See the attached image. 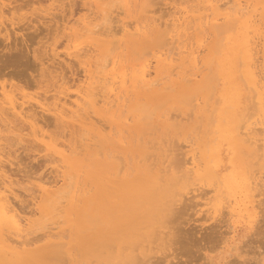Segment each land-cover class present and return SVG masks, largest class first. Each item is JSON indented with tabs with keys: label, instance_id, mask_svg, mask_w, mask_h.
Returning <instances> with one entry per match:
<instances>
[{
	"label": "rangeland",
	"instance_id": "374dc122",
	"mask_svg": "<svg viewBox=\"0 0 264 264\" xmlns=\"http://www.w3.org/2000/svg\"><path fill=\"white\" fill-rule=\"evenodd\" d=\"M23 1H25V0H22V1L16 0L15 3L12 0H1L0 1V2H4L6 5H9L8 7H4V9H0V39L2 40V44L0 43V45H1L0 46V54H1L0 59H1V57H2V59H4L7 54L10 56V58L8 55L6 56L7 60H6V58L4 60H2V59L0 60V66H1L0 68H2L7 63V65L5 66L6 68L3 67L4 69H2V71H4V73H5L9 70V72H10V75L7 74L8 76H6V73L3 74V72H1L2 75L0 74V94H1V96H0V103H1L0 104V111L4 112V115H3L4 118H5V116H7V118H5V119L3 118L4 121H2V122L0 121L1 123H5L3 125L4 126L3 128H2V124L0 123V125H1L0 129H3L0 131V144H1L0 145V151H1V153H0V169H1L0 170V181H3L4 179H5L4 180L5 182H6V180L9 181V183L8 182H6V183L12 192L9 193V191H8L7 193L10 195L11 199H12V197L14 198L13 200H11V199L10 200L13 204V203H15V201H17V199H19V201H17L16 203H17V205L20 204L18 207H16V205L14 204L15 205V206L13 205L14 210L21 217L27 218L28 221L31 222V225H33V228L36 229L38 233L40 232V234H41L40 228L42 226L46 227V225L48 227L50 225L53 227H56L54 229V232L58 233L59 231H61V233H59L60 235L63 233L64 230L67 231L66 229H68V232H67L68 235L66 232H64V233H66L67 238H65L66 235L63 236V238H62L63 234L61 235V237H60V235H58L57 238H54L53 242L58 243V246H50L49 248H45L48 241L42 240V241L36 242L33 246H31V248L37 252H42V253L46 254L47 257H49L50 261L52 263H56V264H63L64 260L67 261L65 263H68V264H118L119 258H120V253L122 251H124V253L126 255L129 253H134V254L137 253V257L139 259L143 258L142 263L139 262L141 264H143V263H145V264H207V263L210 264V262H211V264H216V263L221 264V263L226 262L229 259L232 260L235 257H237V259H239V260H237V261H239V263L238 262L237 263L242 264L241 260H243L242 258H244V256L247 259L251 260V261L250 260L248 261L245 258L244 259L245 261L250 262L247 264H251V262H252V264L253 263L254 264H261V262H263L262 264H264V261H263L264 260V254L261 253V252H264V247H261L264 245V241H263L264 240V236H263V234H264V222H263L264 221V213H263L264 210H263V208L264 207L261 208L260 205L258 206V204H259L258 201L262 202V203L260 202L261 206L264 205V200H262L264 198H261V197H264L263 196L264 190L262 189L263 190L262 191L260 189V191L262 192V195L259 194L258 196H256L255 195L257 193L256 191H255L256 193L254 192V193L248 194L247 192L244 191V189L242 187H235V186L230 185L233 177L236 176V173H238V171L241 168L238 165V162H237V159L235 156L236 154H235L234 147L231 145L229 139H226L224 136L226 134L225 132H226V128L228 126L225 117L230 113L231 110H233L234 102H236L238 104L237 107H235V108L237 109V113L239 116H243V115L247 114V113H245L246 111L249 112V110H253L256 107V106L254 107V105L253 106L251 105L252 104L251 101L254 102L253 96H252V95H254V93H252V89H250V88H249V90H248V88L246 89V87H247L246 81H245V78L243 76H242V79L244 80V82H243V80L241 81V79H240L241 78L240 76L242 74V71H241L242 68H240V66H238L236 62H238L239 65H241V63H240L241 60L239 59V56L241 54L239 53V50H237L238 48L235 50L233 49V47L235 45V44H233L234 40L231 41L230 39H227V36L233 35L236 30L231 29L227 32V31H225L226 25L223 24V31L224 32L222 34H218L219 36L216 37L217 32L214 33V31H212L211 29H209L207 27L205 28L204 31L196 30V32H195V28L190 27V26H193L195 24V22H191L189 25V28L185 29L186 26H184L182 28L181 43H175L174 48H173L172 47L173 43L171 42L169 36H167V34H166V30H165L166 25L161 26V29H160L161 33L159 35H158V33H154L152 30H149V32L147 33L146 36H142L139 38L134 36L132 33L126 35L122 31V28L124 25H127V26L129 25L128 27L130 28V32H133V29H132L133 26H135V25H139V26L147 25L148 26L152 22V20L157 19V17H158V19L156 20L157 22L162 21V22H165V23L167 22L170 24L171 21L175 17L184 15L183 11L185 10V8L186 9H194L196 11V13H199L200 11L205 12V13L206 12L210 13L211 11H206L203 8L204 0H184V1L183 0H162V2L160 0H159L160 2L158 0H155L158 2H157V5H153V6H151V3L148 0H72V1H70V0H33L32 1L31 0L32 2H30V3H29V0H28V3H26L27 2V0H26V2H25L26 4ZM223 1H225V0H223ZM248 1L251 4V9L258 8V11H257L258 16L255 17V20H256L255 29L257 27L258 32H254V31L250 32V36L254 37L251 41V43L253 44L252 45L253 49L251 51L253 54V62H254V66H252V68L255 71V76H256V79L258 81V85L260 87L262 86V89L264 90V64H263L264 59L262 60V58H264V27H263L264 26V23H263L264 22L263 21L264 20V8H261L262 4L264 5V0H248ZM76 2H78V4H75ZM61 3H62V6H61ZM65 3L66 4L70 3L71 5L69 4L67 6ZM115 3H117L116 6H115ZM154 3H156V2H154ZM14 4H15V6L13 7ZM160 4H161V6H159ZM16 5H18L21 9L18 6H17L18 10L15 9ZM21 5H22V7H21ZM73 5H75V6H73ZM254 5H255V7H253ZM258 5H260V6H258ZM59 6H61L62 8ZM71 6H72V8H71ZM64 7H65V9L66 8L67 9L64 10ZM156 7H159L158 12L157 11L155 12V10H154V9H157ZM199 7L200 8L202 7V8L200 9ZM8 8H9V11H8ZM110 8L111 9L115 8V9H114V11H112ZM170 8H171V10H170ZM68 9H70V10H68ZM5 10L7 11V13L9 12L8 13L9 15L6 13ZM67 10L69 11V13ZM162 10L164 12H165V10H166V12L168 11L167 14H165L166 16L163 15L164 18H162L159 15L162 13ZM72 11H73V13H72L73 15L71 14ZM118 11H120V13ZM121 11H122V13H121ZM110 12L112 15L110 14ZM50 13H52L53 15ZM116 13H118V14H116ZM37 14H40V15H38L40 17L35 16ZM63 14H64V16H63ZM89 14H91V15H89ZM262 14H263V16H262ZM56 15L59 16L60 19L62 18L61 20L59 19V21H58L59 23L57 22L58 17L56 18ZM66 15H68V16H66ZM114 15H115V17H112ZM28 16H29V18H28ZM41 16H44V17H41ZM36 17H37V19H34ZM63 17L65 18V20H63ZM71 17H72V19H71ZM111 17L115 19V22H112V23H114L116 28L112 27V23H111L112 20L110 21ZM27 18H28V20H27ZM31 18L34 19L35 22L32 21ZM53 19L56 22H54ZM69 19H71V20H69ZM37 20H39V21H37ZM26 21L29 24L32 22L31 25L26 23ZM86 21L87 22L93 21V23H99V24L102 23L101 27L103 28V30L108 31V32L107 33H101V31H100L101 27H97V28H94L95 30L98 29L97 32L91 33L90 30H87L86 27L84 26L85 25L84 23ZM14 23H16V24L14 25ZM24 23L28 24L29 27H26V28L23 27ZM53 23L57 24L58 27L56 25L54 26ZM8 24H10V25H8ZM26 24H24V25L27 26ZM33 24H35V25H33ZM36 24H38V26ZM60 24H61V26H60L61 28L59 27ZM2 25L5 27L3 28ZM118 25L120 27L121 26L122 27L119 28L118 33H116L117 31L115 32V30H117V28L119 27ZM19 26H20V28H19ZM30 26L36 27V30H34V28H32ZM50 26H53L55 29H53V27H50ZM258 26H259V28H258ZM1 27H2V32H1ZM110 27H112L113 29ZM23 28H25V30ZM59 28H60V30H59ZM114 28H115V30H114ZM148 28H149V26H148ZM20 29H22V30H20ZM42 29H43L44 33H45L44 30L49 31L46 33H48L50 36H52V37L48 36L51 38L48 40L47 39L48 34H46V33H45L46 35L44 34L48 42L46 41L45 37H44L45 40L42 38L44 35L41 37L43 32H41L40 35L38 34V33H40V30L42 31ZM257 29H256V31H257ZM10 30L12 31V34L10 33L11 32ZM28 30L30 31V34L25 33V31L27 32ZM31 31L33 33H36L35 31H37L38 33L36 35L37 36L39 35L38 38L35 37L36 35H34V34L32 35ZM198 31H199V34H198ZM6 33H9V41L4 39L5 38L4 36H6L5 35ZM20 34L22 35V37L19 36ZM23 34H27L26 37L27 36L31 37L30 35H32V37L36 38L35 39L36 41L37 40L42 41L41 42L42 44L47 42L46 44H44V45H46V48L44 47V45H42L43 48L41 47L39 49L38 46L40 45V42L37 41L38 44L36 45L35 40L33 38H31L32 39L31 40L30 38L27 37L31 41V42H29L28 39ZM85 34H87V35H85ZM226 34H228V35H226ZM261 34H263V35H261ZM83 35H85V36L83 37ZM81 36H82V38L79 39V37H81ZM99 36H101V37H99ZM130 36H131V39H130ZM225 36H226V38H225L226 41H224ZM10 37L12 38V41H10L11 40ZM89 37H91V38L89 39ZM204 37H205V39H204L205 41H204L203 45L199 48V65H198L199 70L202 73L197 78L196 82H192V83L185 85V84L180 83V81H179L173 85L174 87L172 86L173 88L170 87L174 90L168 88V90L167 89L166 90L165 89L164 90L159 89L158 91H154L153 89H148V88L136 87L132 84L130 78L132 77V75L137 73V71L140 67L139 66L140 62L143 61L144 59H151V61H152V66H151L152 76L155 77L156 72L154 71V68L157 64L155 62L154 56L159 54L160 50L163 49V50L168 51L169 47H172L173 50L172 51L170 50V51H171L172 55L175 57V60H176L175 62H177V64H179L181 62V57H185L188 54L189 50L187 51L186 49L191 48V47L195 48L198 45L199 40L201 38H204ZM20 38L23 40V42ZM62 38H64V39H62ZM65 38H66V40H65ZM92 38H94V39H92ZM102 38H104V39H102ZM192 38H194V39H192ZM17 40H19L17 45L20 46V44H22L20 46V50H21V48L23 49L26 46L25 50H27L26 51L27 57L31 55L32 57L31 56L30 57L32 59L30 57H28V58L26 57V52H25V55H23V53H22V56H23V59H22V56L20 54H21V52H23V50L20 53H18L19 47L16 45ZM215 40H217V41H215ZM7 42L9 45L8 47L6 45ZM11 42L12 43L14 42L13 45L15 46V48H16V46L18 47L17 48L18 52L16 51L15 48L9 50V47L13 46V45H11L12 44ZM19 42H20V44H19ZM25 42H27V44H29L31 46L28 47L29 45H27ZM32 42L35 45H32ZM49 42H50V44H49ZM9 43H11V44H9ZM60 43H63V44L60 45ZM107 43H113L114 44L113 50L114 49L115 50L113 52L110 51L112 53L106 51L105 44H107ZM57 44H58V46L56 47ZM184 45L187 46V48L182 47ZM32 46H34V47H32ZM179 47L181 49H179ZM29 48L31 49V51H33L32 54H31V51L29 50ZM32 49H36L37 51L32 50ZM38 49L41 51H39ZM47 49H49L48 52H45V51H47ZM67 50L69 52L68 54H67ZM224 50H225V52H224ZM147 51L151 52L150 55H147V54H149V52H147ZM180 51H184V52L179 55ZM28 52H29V54H28ZM145 52H147V53L144 54ZM2 53L5 56H3ZM14 53L17 54V57L21 56L20 57L22 59V61L20 60L21 62L18 61L19 58H16L18 60L14 59L15 57L12 56V55H15ZM53 54H54V56H53ZM18 55H20V56H18ZM112 55L115 56V59L117 60L115 73H120L123 69H126V71L128 73V78H129L127 83H126L127 85L125 86V88H121V86H120L121 83L119 82V80H120L119 78H118V82L114 86L117 88L116 91L119 92V94L121 95V99L119 100V103H117L116 106L114 105L111 108L109 107V110H107L108 106H104L103 102H101V101H99L95 105H92L91 102H89V101L84 102V99H82V101H80L82 103V107H83V110H81V114L83 115L84 119L89 114L92 115V116L89 115L90 119H86V121L82 120V122H80V120H76L75 118L71 117L70 114L67 116L68 119L65 118L64 121L57 119V117L54 114L56 112V110L62 109L63 103L65 101H67L66 99L70 100V101L69 100L67 101L68 104H70L71 100H74L77 97L76 95L78 92L85 93L88 90V87L90 85L89 84L90 78H88V77L93 76L94 78H92L91 81H95L96 78L98 77V74L101 72L100 70H101L102 63H104L106 60H109ZM235 55H236V57H235ZM24 56L28 60L25 59ZM38 56H39V58H38ZM45 56L47 58H44V59L41 58V57H45ZM64 57L66 60L64 59ZM11 58L13 60L19 62L18 64H21V65H22V63H24L23 60L26 61L27 63L30 62L29 60H32V61L34 60V64L32 61L30 62V63H32L31 65H30V63L27 64L25 62L26 63L25 65H27L26 66L27 68H25V69H28L27 72H25V69H24V71L22 70L24 68V64L22 66L19 65L20 67H23V68L17 69V67H19V66L14 65L16 63H14ZM71 58H72V61H70ZM10 59H11V62H6V61H9ZM41 59H43V60H41ZM57 59L61 60L62 62L57 60ZM209 59H211V61L213 62L212 66H211L212 70H211V68L207 69V66L209 67V65H206V63L208 61H210ZM40 60L42 61V65H41ZM44 60L47 64H52L54 66L50 65V67H51L50 68L49 65H45L46 63H44ZM239 60H240V62H239ZM2 61L4 63L5 62L6 63L4 65H1V64H3ZM53 61H55V62L57 61L58 65ZM36 62H38L39 64H36ZM60 62L63 63L64 66L62 64H60ZM8 63L12 64V66L10 65L9 69H8V67H9ZM59 64H60V66H59ZM69 65H72V66H69ZM189 65H190V63L186 62V64L184 63L181 66V68H179L178 70H182L183 67H185V68L187 67L186 69L187 70L189 69L187 73L189 74L191 72V69H190L191 67ZM14 66H16V67L14 68ZM236 66H238V69ZM28 67H30V68H28ZM13 68L21 72L20 74H18V77L15 75H14V77L11 76ZM60 68H61V70H59ZM52 69H53V72H52ZM88 70H90V72ZM209 70H211L213 74ZM18 71H16V72H18ZM237 71L239 73H237ZM9 72H7V73H9ZM24 73L25 74L28 73V75L29 74L31 75V76L29 75L30 76L29 79H31V77L33 76L32 80L30 81L27 77L28 80L25 78V80H26V82H25V80L22 78L23 75L19 77V75L24 74ZM42 73H45V74H42ZM60 73H61V75H60ZM49 74H50L51 78L48 77ZM63 74L66 77V78L63 77L65 79L62 78ZM211 74L213 76H211ZM12 75H13V73H12ZM34 75H36V78ZM204 75H206V76H204ZM208 76L213 77V79H211L212 82L209 81L210 78L208 79ZM24 77H25V75H24ZM162 77H164V78L160 81L161 85L158 86L159 88L163 85L164 82H169L168 80L170 79L168 76H166V73L162 74ZM175 78H177V75L173 76V79H175ZM60 79L63 82H61ZM70 79H72V80H70ZM67 80L70 83L72 82L71 83L72 85H70V83L67 82ZM213 80L218 86L213 82ZM208 81L211 84L214 83V85H211L210 83L209 84L213 88L216 86L215 87L216 92L214 90H211L212 92L214 91L213 93L210 92V89L212 87L209 86ZM29 82H31V83L29 84ZM54 83H56V84H54ZM67 83H69V84H67ZM73 83L75 86H73ZM206 84L209 86V88H206ZM53 87H54V89H53ZM126 87H128V89ZM132 87L133 88L135 87V88L129 89ZM50 89H52V90H50ZM244 89H246V90H244ZM239 90H240V93H239V95H237V92ZM98 91L100 92V94H98L99 93ZM104 91H105V88H102L101 86L97 88V83L93 84L92 87L89 88L90 99H98V97H99V100L103 99V96L105 95L103 93ZM133 91H135V92H133ZM248 91H250V92H248ZM139 92H141V93H139ZM53 93H55V94H53ZM75 93H76V95H74ZM209 93H210V95H209ZM246 93H248V94L246 95ZM41 94H43V95H41ZM50 94L53 96L49 97ZM69 94H71V95H69ZM185 94H187L186 98L190 94L191 95L189 96V98L190 97L193 98V95L196 94L194 97L195 98L198 97V101H195L194 100L195 98L193 99V101L192 100L190 101L191 98L186 99L184 97H181V95L185 96ZM211 94H212V96H211ZM206 96H207V99H206ZM245 96L246 97L248 96L247 98L252 99V100L249 101ZM251 96H252V98H250ZM37 97H40V98H37ZM46 97H47V99H46ZM113 97L114 96H112L111 98H113ZM48 98L52 99L53 101L51 102L50 100H48ZM208 98H210V99H208ZM46 100H48V101L46 102ZM164 100H166V101L164 102ZM11 101L16 102L17 106L19 104H22L23 112L26 111L25 113H22L21 116L15 115L16 117H18V119H14L15 118L14 115L12 116V114H14V112H13V110L10 109L11 108V104H10ZM188 101H190V103L192 102L191 104H193L194 102H195L194 104H196L194 111L192 110V117L193 118H191L190 116H187L190 113L189 111H191V108L189 105L190 103ZM248 101L250 102V104L248 103ZM48 102H50V103H48ZM29 103H30V105L33 103L34 106L38 105L39 107L35 106L36 110L34 109L35 110L34 111L33 109H31V108H34V106L32 105V107L31 106L29 107V105H28ZM142 103L146 104V106L149 105V107L147 106L148 107L147 108ZM162 103H165V104H163L164 107L162 106ZM250 105L252 106V108L253 107L254 108L253 109L250 108L251 107ZM25 106L27 107L26 110H25ZM153 106H155V108H156L155 117H157L156 121L154 122L153 130L155 131V129L157 127L160 128V129L157 128L158 130L156 129L155 133L153 132L152 127L150 125H148L142 121H139L141 119V115H142L140 113L141 108L146 107L147 111L151 112V111H153V109H152ZM248 106H250L249 109H247ZM7 107L9 108L10 112H9ZM137 107H138V109H137ZM175 107H176L175 110L179 111L178 109H180L179 112H181L180 114H182L179 116L180 118H182V119L179 118V121L182 120V121H180L181 125L178 128H174V127L168 128L170 131L165 130V128H167V127L163 125V119L165 118V116L172 114L173 112L171 113V111ZM4 108H6L8 110V112L11 114L10 116L8 115L9 113L6 110H4ZM134 108L137 110H134ZM203 108H206V109H203ZM243 108H245V109L243 110ZM27 109H29V110H27ZM17 110L20 111V108ZM33 111H34V113H33V117H32L30 115H32ZM38 111H42V113L47 114V116H48V114H49V116L50 115L53 116L55 118L53 120L54 121L53 123L55 125L53 123L51 124V122H52L51 119H49V120H51L49 123L50 125H47L48 118L43 114L44 120H43V117H41L42 118L41 119L39 116H42V115H39ZM176 111L173 113L172 116L175 117V115L176 116L178 115V114H176ZM27 112L30 113L29 117H28L29 113H27ZM186 112H189V113L187 114ZM210 113L212 114L213 117L210 116L211 115ZM35 114H36V116H35ZM40 114H41V112H40ZM250 114H251V112H250ZM37 115L39 118H37ZM254 115H255V113L251 114V117ZM198 116H201V117L199 118ZM245 116L247 117V115H245ZM254 117H252L249 121H254L255 119H257V117H259V115H255ZM45 118H47V120ZM95 118H97L96 120L98 122H96ZM186 118H189V119H186ZM210 118H213L212 119L213 122L210 120ZM199 119H201V120L199 121ZM13 120H16V121H13ZM187 120H188V122H186ZM19 121L22 122V124L20 122L21 125L17 124V123H19ZM38 121H40V122H38ZM43 121H45V122H43ZM210 121L212 122V124L208 125V126H210V127H208L207 124L210 123ZM6 122L9 123V127H7ZM24 122L28 126L24 125ZM199 122H201V123H199ZM71 123L73 124V127L71 126L72 128L70 127V125H72ZM60 124H61V126H60ZM103 124H104V126H103ZM182 124L184 126H182ZM198 124L199 125L201 124V126H199L200 131H199V129L197 130V128L195 126ZM12 125L15 128L19 127V125H20L21 129L20 128H19V130H18V128L15 129L12 127ZM22 125L25 126L26 128L23 127ZM75 125H77V126H75ZM147 125L151 127V131H149L150 127L148 128ZM155 126H156V128H155ZM193 126H194V128H193ZM57 127H59V128H57ZM5 128H6V130H5ZM27 128H28V130H27ZM77 128L78 129L81 128V129L79 130V132L77 131L78 135L75 136V132H76L75 129H77ZM30 130L32 131V133L35 135L36 138L34 137V135H31L32 133L30 132ZM37 130L39 133H36ZM24 131L27 133H25ZM67 131H68V133H66L67 136H65L66 135L65 132H67ZM144 131H146V133H144ZM148 131L152 132L153 134L152 133H151V135L148 134ZM198 131H199V134L197 135L196 132H198ZM87 132H88V134H87ZM168 132H169V135L167 134ZM179 132L181 133V136H180ZM14 133L16 135L19 134L22 136H17L16 140L17 139L18 140L15 141L14 136H16V135ZM161 133H162V135H161ZM58 134H60V136ZM155 134H156V136H155ZM1 135L2 136L4 135L5 138L3 139L4 136L1 137ZM11 135H12V137L8 138ZM188 135L190 136V138ZM23 136H24V138H23ZM164 136L166 139L164 138ZM191 136H194V138ZM6 137L9 140L6 139ZM71 137H72V139H71ZM161 137L163 139H161ZM29 138H31L32 141H30ZM33 138H35V139L33 140ZM149 138H151L149 141L150 143L147 142V140ZM167 138H171L172 140L170 139L171 140L170 141ZM174 138L176 139V142H175ZM192 138H193V140H192ZM41 139H43L44 142ZM77 139H78V141L76 142ZM139 139H141L145 143V145H142V144H144L142 141L139 143V141H140ZM6 140H8V141H6ZM155 140L157 142L156 144L154 142ZM162 140H164V141L167 140V141L164 142ZM173 140H174L175 144L177 143V140H178L179 145L184 143L186 146L182 147L183 145H180V146L178 145V147H180L181 149L177 148L178 149V150L176 149L177 152L175 151V149H172L171 151L168 150V146L166 149L165 145H168V144L172 145ZM33 141H36V144ZM58 141L61 143L57 144ZM81 141L86 142L87 144H90L89 148L86 149L84 146H81ZM152 141L154 143H152ZM46 142H47V144H46ZM163 142L166 144H164ZM30 143H33V144L30 145ZM42 143L44 144L45 147L41 146V145H43ZM63 143H65V145ZM78 144H79V146H77ZM97 144H99V147L101 146V144H103L102 145L103 147L100 148V151L102 152L103 158L99 155V154H101V152L99 153V151H98V153H99L98 156L96 155V152H97L96 150H98V148H99ZM153 144H155L154 146L156 147V149L150 148L153 146ZM159 144H161L162 147ZM171 145H170V147H171ZM176 145H175V148H176ZM5 146H6V150L9 149L8 151L10 153L12 152V154H10L7 151H4L5 149L2 150L3 148H5ZM32 146H34V147H32ZM36 146L39 149L42 148L43 150L40 149V151H38L39 149ZM76 146H77V148H75ZM80 147H82L83 150H81L82 148H80ZM160 147L163 149V151L161 150ZM213 147H218V149L220 151V158H221V163H220L221 165L218 167V169L215 173L216 178H217L216 182L209 183L207 181V171L206 170H201L199 172H196L193 169L190 172H186L192 167L191 161H190V163L188 161L190 160L189 158H191L193 153H196L198 160H203L206 157H208V159H209V157H210L209 153L211 152ZM171 148H174V147H171ZM179 150H181V151L178 152ZM77 151L78 152L81 151L82 154L80 155V153H78ZM145 151H147V152H145ZM151 151L156 155V157L154 158L155 160H153V157H152L155 155H151L152 154ZM155 151H156V153H155ZM169 151L171 153H169ZM62 152H64V154ZM4 153L6 155H4ZM49 153H50V155L52 154V156H50ZM145 153L149 154V156ZM173 153L176 157L173 155ZM176 153L177 154L180 153V154H183L185 156V158H184V156L181 155L184 158L185 164H184V162H181V161L178 162L177 159L180 157V154H178L179 156H177ZM57 154H58V156H57ZM163 154H164V157H163L164 159L167 157L166 158L167 161L163 164V166H166L167 169H169L168 166L170 167V169L166 173V175L170 177L173 173H176L179 177L185 176L186 180L188 181L186 183V186H183L184 183H178L177 185H175V188H173L171 190L173 192V193L171 192V194H173V196H174L175 191H176V195H175L176 197H173L174 200L176 201L173 208H175V210L177 209L176 211H178V212L183 208H184V211L183 210H181V211H183L185 213L189 212L188 215L185 213H181V211L179 212L180 214L176 212L178 214V216H177L176 213L174 215V212L172 211L173 213L170 212L169 215L167 216V219H169L170 215H171L170 217H172L169 219L168 223L170 225H171V223H173L171 228H172V231L174 232V235H176V236H173L175 238L172 237V240L178 241V243H174L175 245L173 244L172 246L170 245L171 247L169 246L168 248H166L165 244L160 245L161 241H154V239H157V238H153V237L154 236L157 237V235L159 234L158 231H155L154 233L157 232V234L156 235L153 234L152 237H150V239H149L146 237V232L148 230L147 229L148 227H146L147 225H141L138 223H135L134 227L137 228L136 231H138L139 234L136 237L132 238L131 242L129 241V239L125 242H122L123 241L122 240L123 234H129L135 228L131 227L128 230L125 229L123 233H122V231L116 232V231L112 230V228L111 229L108 228L106 230H103L101 227V225H102L101 215L103 214V217H105L110 222V227H113L117 217H119L121 214H124V212H125V211H123L120 213L117 212L115 214H108L109 213V210H108L109 207H111L112 204H114L118 200V197H117L118 194L116 193V190H117L116 184L119 183L122 179L123 180L126 179L127 181H129L133 185L144 184V182H145L144 176H145L146 172H148L149 174L154 173L156 168L162 167V165H161L162 162L166 160V159L164 160L162 158ZM166 154H167V156H166ZM59 155L62 156L63 158L62 157L60 158ZM119 155H122V156H119ZM146 155L149 158L148 160L144 157ZM150 155H151V157H150ZM157 155H158V158H157ZM45 156L48 158H46ZM69 156H71L72 158ZM171 156H174L177 159L175 160ZM53 157H55V158H53ZM115 157H117L118 159H116ZM140 157H141V161L139 160ZM49 158H50V160H46ZM171 158H172V160H171ZM10 159H12L13 162ZM52 159L55 161H52ZM64 159H65V161L67 159H69V161L72 162L71 164H74V165H71V164H70V166L67 165L66 162L64 161ZM76 159L79 161V163H75V162H78ZM185 159H189V160L186 161ZM111 160L114 161L113 165L109 164V162ZM118 160L119 161L123 160V161H121L123 166H122V164L120 166V162H118ZM152 160H153L154 164H150V163H152ZM169 161L171 162L170 165H169ZM255 161H257L256 158L249 156V172L253 173L255 176L262 175L264 178V173H263L264 172V158L260 162L259 161L255 162ZM7 162L9 163L10 170L14 174H12V172L10 170H9L10 172L4 171V170H8L7 169L8 167L6 165H4L3 163L8 164ZM173 162H176V163H174V166L176 164L178 169L180 166L178 164H182L180 166L179 171H178V169L176 170V166H175V170H174V166L172 164ZM254 162H255V164H254ZM15 163H17V164L15 165ZM256 163H258V164H256ZM48 164H49V166H48ZM80 164H81V166H79ZM167 164H168V166H167ZM1 165H2V167H1ZM3 165L5 167H3ZM152 165H154V167ZM64 168H66V169H64ZM258 168H259V171H258ZM52 169H54V170H52ZM150 169L152 171H150ZM182 169H184V170H182ZM58 170H60V171L58 172ZM119 170H120V173H119ZM63 171H66L67 178H68V179H66L67 181H65V182L62 180V177H61V175L63 174ZM85 173H86V175H85ZM182 173H183V176H181ZM10 174H12V175H10ZM27 174L29 176L34 175L37 178L36 177H34V178L29 177ZM199 174H201L202 176H200ZM69 175H70V177H69ZM38 176H40V177L42 176L44 178V179L42 178L43 179L42 180L39 177L43 182L40 179H38ZM72 176L74 178H72ZM111 177L114 180L113 183L109 182ZM201 177H202V179H201ZM58 178H59L60 182L59 181L57 182ZM46 179L48 181H46ZM15 180L18 183H16ZM52 180H54V181H52ZM72 180L74 181V185L71 187V184H69V182H71ZM19 181H20V183H19ZM46 182H48V183H46ZM201 185H202V187H200ZM228 185H230V187ZM19 186L21 188H19ZM26 186L28 188L30 186H33V187H31L32 191H31V189L27 190V188H24ZM14 187L16 188L15 190H14ZM224 187L226 188V190ZM261 187L264 188L263 185H261L259 188H261ZM37 188L39 190H37ZM42 188H45L48 191H54L56 189H60L62 191L60 195H62L64 193L63 197H65V198L63 200H66L67 198L71 197L74 194L73 195L75 197L74 198V205H71L70 203H68V201H64L62 206L59 208L60 210L58 209L55 211V213H51L48 215L43 214L42 211L40 210V207L45 206V205L48 206L50 204V202L45 201L46 196L43 193V191L41 190ZM190 188H192L191 191H190ZM201 188L202 189L204 188L205 193L207 192L206 194L201 193V195L202 194L204 195L202 197L200 194L199 195L196 194L197 192L199 193V191L201 192ZM233 188H234V190H233ZM208 189H210V190L212 189V190L211 191L209 190V192H208L207 191ZM17 190L18 191L20 190L19 193ZM65 190L66 191L70 190V191L69 192L67 191L68 193L66 194ZM21 191H24V192L26 191L25 192L26 194L23 192L20 193ZM37 191H38V193H37ZM32 192H34V193H32ZM191 192L193 193V196H195V197L191 196V194H192ZM27 193L29 195H27ZM36 193H37V195H35ZM179 193H181V194H179ZM258 193H260V192H258ZM182 195H184V196H182ZM254 195H255V198H254ZM244 196H247V198ZM184 197H186L187 199H188V197H190V199L192 197L193 199H195L197 201L196 203L200 202V205L199 204L196 205V203H195L194 206H191L189 208L191 210L187 211V209H188L187 206L189 207V201H185L186 198L184 199ZM231 198L233 199V201ZM260 198H261V200H258ZM193 199L190 201L192 202ZM227 199H228V203H227ZM230 199L233 202V203L231 202L232 205H229ZM21 200H23V201H21ZM181 200H184V202H186V203L188 202V204L184 203L183 201L181 203ZM191 202H190V204H191ZM194 202L195 201H193V203ZM201 202H203V203L201 204ZM234 202H236V205ZM256 202L258 203L257 206H256ZM183 203L186 204V206ZM254 203H255V205H254ZM179 204H181V205H179ZM21 205H23L24 209L26 208L27 213L21 212V210H19V209H21ZM219 205L221 208L220 211L216 210ZM233 205H235L234 207H236V208H235L234 212H232L233 214H231L230 210H231V207H233ZM247 205L249 207L245 208ZM239 206H242V207L239 208ZM178 207H180L181 209L179 208V210H178ZM259 207H260V209H258ZM238 208H239V210H238ZM24 209H22V211ZM227 209H228V211H227ZM255 209H257V211H255ZM88 210H91V211L94 210V212L97 214V216H96L97 229L94 232L84 233L82 235H79V232L76 231L75 226L82 221L83 216L85 215V213ZM192 210L195 213L194 215H193ZM204 210H206V212ZM222 210L223 211L226 210L227 213L222 214ZM203 211H204L205 217L204 216L199 217L201 215H204ZM260 212H261V214H260ZM37 213L40 216H38ZM42 214L44 217L42 216ZM172 214L178 220L175 219ZM226 214H228L229 217ZM259 214L261 216L262 215L263 216L259 217ZM220 215H222L224 217H221ZM183 216H185V217H183ZM49 217H50V219H49ZM258 217H259V219L256 220ZM56 218L57 219L59 218L58 221H55ZM210 218L212 219L211 221H210ZM217 218H218V220H217ZM223 218L225 220H226V218H228V219L224 222ZM229 218L231 221L229 220ZM172 219H173V221H174V219L176 221L172 222L171 221ZM262 219H263V221H262ZM179 220H181V221H179ZM51 221H52V223H51ZM227 221L230 223H226ZM234 221H235V223H234ZM237 221H238V223H237ZM253 221L256 223H253ZM32 222H34V223H32ZM217 222L223 224L224 226L221 228L222 225H220L218 223L220 225L219 226L218 224H216ZM252 223H253V225H252ZM213 224L218 225L217 227L215 226L216 230H215L214 226H213V228H211ZM230 224H232V225H230ZM173 225H176L177 227L173 226ZM229 225L232 227H230ZM157 226L158 225H156V228H157ZM202 227L203 228L204 227L205 228L210 227L211 230H210V228H208V229L204 228L205 230H203ZM218 227H220V228L218 229ZM228 227L231 229H229ZM177 228L179 230H177ZM258 228H259V230H258ZM180 229H182V230H180ZM213 229L215 230V232L217 231V229L218 230L221 229L220 231H217V232H221L222 236H226V237H223V239L226 238L225 239L226 242L225 241L223 242V239L220 238L221 237L220 234H216L217 239H215L213 237V236H215L214 235L215 232ZM227 229H229V231L230 230L231 231L228 232ZM235 229H236V232H235ZM184 230H187L189 235L187 234V231H186V234L183 235V233H185ZM250 230H252V231H250ZM208 231H210L212 233H210ZM225 231L228 232L229 234L224 233ZM37 232L34 233V237L36 236ZM193 232L194 233L196 232V234H194ZM260 232H262L263 234ZM5 233L7 235L9 234V233H7V231H5ZM207 233L208 234L210 233L209 237H206V236H208ZM257 233H258V235H257ZM223 234H226V235H223ZM194 235H195L197 240L194 238ZM202 235L205 238L210 239V240L207 241ZM189 236L192 237V241L189 240L191 238ZM211 236L213 237V239L216 240V241L214 240V243L211 241V240H213L211 238ZM249 236H250V238H249ZM180 237H182V239ZM183 237H185L186 239ZM245 237H247V238L245 239ZM259 237H261V238H259ZM253 238H254V240H253ZM202 239H204V240H202ZM152 240L154 241L153 244H152V242H153ZM218 240L219 241L222 240V242L218 243L219 242ZM251 240H252V242L254 241L253 244H252ZM180 242H182L183 245ZM188 242L191 244H189ZM192 242H194L195 244ZM199 243H200V245H199ZM231 243H232V245H231ZM255 243H256L257 247L260 244L261 246H259V247L262 249H260L259 247L256 249V246L254 245ZM186 244H188L189 247L192 244H194L190 247V248H192V250L190 248H187L188 245L186 246V249H187V251L188 250L195 251V253H193V252L190 253V251L186 252V253L183 252V250H181V249H183L184 248L183 246H185ZM234 244H235V246H234ZM239 244H240V246L242 244H244V245H242L243 247L242 246L241 247L244 248L243 250H246V251L240 250V248H238V247H240ZM54 245H56V244H54ZM158 245H160V247ZM147 246H148V248H146ZM173 246H174V248H172ZM205 246H207V247H205ZM231 246L233 248H231ZM251 246H253V247H251ZM254 246H255V249H254ZM175 247L177 249L179 247H182V248H180V250L179 249L177 250ZM234 248H235V250H234ZM134 249H136V250H134ZM145 249H147V250H145ZM186 249L184 251H186ZM226 250H228V251H226ZM238 250L240 252V255H242V256L237 254V253H239V252H236ZM249 250L250 251L253 250V254H251V252ZM259 250H261V252ZM174 251H177V252H174ZM245 252L247 253V255ZM64 253H66V254H64ZM174 253H176L175 256L177 258L176 257L174 258ZM182 253H184V256ZM229 253L231 256L229 255ZM248 253H250V254L248 255ZM179 254H182V256L180 255L182 258L179 256ZM186 254H188L189 256ZM254 254L256 256H258V259H257V257L254 256ZM261 254H263V257L261 256ZM54 255L57 257L59 255V257L57 258V261H55ZM216 255H218V256H216ZM62 256L63 257L65 256L66 259H65V257L62 258ZM250 256L252 258L254 256V258H256L257 260H255L254 258L253 259L250 258ZM146 257L148 258L147 262L145 260ZM151 257H153V258L149 259ZM188 257H190V258H188ZM259 257H260V259H259ZM186 258H187V260H186ZM207 259H208V262H207ZM144 260H145V262H144ZM231 260H229V263ZM235 260H236V258L234 259V261L233 260L232 261L234 263H236ZM108 261H110V262H108ZM232 261L230 264L233 263ZM245 261H243V262H245ZM226 263H228V262H226ZM226 263H224V264H226ZM128 264H130V263H128Z\"/></svg>",
	"mask_w": 264,
	"mask_h": 264
},
{
	"label": "bare ground",
	"instance_id": "6f19581e",
	"mask_svg": "<svg viewBox=\"0 0 264 264\" xmlns=\"http://www.w3.org/2000/svg\"><path fill=\"white\" fill-rule=\"evenodd\" d=\"M1 1V0H0ZM14 3L16 2V0H12ZM19 1V0H18ZM22 1V0H21ZM33 1V0H32ZM31 0H29V3L30 2H32ZM70 1H72V0H70ZM150 3H151V6H153V5H157V2L159 1H155V0H148ZM161 2H162V0H160ZM159 1V2H160ZM184 1V0H183ZM24 3L26 2V0L25 1H23ZM60 2V1H59ZM74 2V1H73ZM148 2V3H149ZM153 2V3H152ZM154 2H156V3H154ZM182 2V1H181ZM255 2V1H254ZM12 3V2H11ZM22 3V2H21ZM23 3V4H24ZM26 3H28V0H27V2ZM25 3V4H26ZM64 3V2H63ZM87 3V2H86ZM20 4V3H19ZM66 4V3H65ZM70 4V3H69ZM69 4H66L67 6L69 5ZM75 4H78V2H76ZM116 4L117 3H115V6H116ZM162 4V3H161ZM161 4L159 5V6H161ZM164 4V3H163ZM71 5V4H70ZM261 5V4H260ZM260 5H258V6H260ZM9 5H6L4 2H0V9H4V7H8ZM15 6V4L13 5V7ZM17 6L18 5H16V8L15 9H17L18 10V8H17ZM25 6V5H24ZM61 6H62V3H61ZM61 6H59V7H61ZM66 6V7H67ZM73 6H75V5H73ZM118 6V5H117ZM257 6V5H256ZM12 7V8H13ZM19 7V6H18ZM21 7H22V5H21ZM253 7H255V5L253 6ZM20 8V7H19ZM57 8V7H56ZM62 8V7H61ZM71 8H72V6H71ZM96 8V7H95ZM157 9H154L155 10V12L157 11H159V7H156ZM161 8V7H160ZM165 8V7H164ZM168 8V7H167ZM200 8V7H199ZM202 8V7H201ZM200 8V9H201ZM203 8L206 10V11H211L210 13H208V12H199V13H196V11L194 10V9H186L185 8V10L183 11L184 12V15H181V16H178V17H175L172 21H171V23L169 24V23H165V22H157L156 20L158 19V17H157V19H154V20H152V22L148 25L149 26V28H148V26L147 25H143V26H139V25H135V26H133L132 27V29H133V32H130V28L127 26V25H124L123 26V28H122V31L127 35V34H133L134 36H136V37H142V36H146L147 35V33L149 32V30H152L154 33H158V35L161 33V26H163V25H166V34H167V36H169V38H170V40H171V42L173 43L172 44V47L174 48V44L175 43H181V34H182V28L184 27V26H186V28L185 29H187V28H189V25H190V23L191 22H195V24L193 25V26H190V27H194L195 28V32H196V30H200V31H204L205 30V28L207 27V28H209V29H211L212 31H214V33H216L217 32V36L216 37H218L219 35L218 34H222L224 31H223V24H225L226 25V28H225V31H229V30H231V29H235L236 31H235V33L233 34V35H229V36H227V39H230L231 41L232 40H234V42H233V44H235L234 45V47H233V49L235 50V49H237V50H239V53L241 54L240 56H239V59L241 60V62H240V60H239V62L241 63V65H239V63L238 62H236L237 63V65L238 66H240V68H242L241 69V71H242V74H241V81L243 80L242 79V76L245 78V81H246V89L248 88V90H249V88L250 89H252V93H254V95H252L253 96V100H254V102H252L251 100L252 99H248L246 96V98L249 100V101H251V105L253 106L254 105V107H255V109H253L252 108V106L250 107V106H248V108L247 109H249V107L250 108H252L253 110H249V112L248 111H244L245 113H247V114H245V115H247V117L245 116V115H243V116H239L238 115V113H237V109L235 108V107H237V103L236 102H234V105H233V110H231L230 111V113L225 117V119H226V121H227V124H228V126H227V128H226V134L224 135L225 136V138L226 139H229V141H230V143H231V145L234 147V150H235V156H236V159H237V162H238V165H239V167L241 168L239 171H238V173H236V176H234L233 177V179H232V182L230 183V185L231 186H235V187H242L243 189H244V191L245 192H247L248 194H251V193H254L255 191L257 192H255L256 194V196H258L259 194H261L262 195V192L260 191V189L262 190H264V188L263 187H261V188H259L261 185H263L264 186V178H263V176L262 175H260V176H255L253 173H250L249 172V156H251V157H253V158H256L257 159V161H261L264 157V90L262 89V86L260 87L259 85H258V81H257V79H256V76H255V71L253 70V68H252V66H254V62H253V54H252V49H253V47H252V43H251V41H252V39L254 38V37H251L250 36V32L251 31H254V32H258V29H257V27H256V29H257V31H256V29H255V26H256V20H255V17H257L258 16V13H257V11H258V8H253V9H251V4L249 3V1L248 0H225V1H223V0H204V6H203ZM261 8H264V5L262 4V7ZM21 9V8H20ZM67 9V8H66ZM65 9V7H64V10H66ZM97 9V8H96ZM95 9V10H96ZM111 9V8H110ZM109 9V10H110ZM114 9L115 8H112L111 10L112 11H114ZM122 9V8H121ZM68 10H70V9H68ZM67 10V11H68ZM89 10V9H88ZM107 10V9H106ZM149 10V9H148ZM169 10V9H168ZM170 10H171V8H170ZM4 11V10H3ZM6 11V10H5ZM8 11H9V8H8ZM58 11V10H57ZM66 11V12H67ZM98 11V10H97ZM117 11V10H116ZM147 11V10H146ZM150 11V10H149ZM64 12V11H63ZM119 13H120V11H118ZM168 12V11H167ZM167 12H166V10H165V12L162 10V13L161 14H159L162 18H164L163 17V15H165V14H167ZM173 12V11H172ZM6 13H7V11H6ZM9 13V12H8ZM7 13V14H8ZM34 13V12H33ZM61 13V12H60ZM68 13H69V11H68ZM73 13V11L71 12V14ZM121 13H122V11H121ZM164 13V14H163ZM50 14H52V13H50ZM66 14V13H65ZM75 14V13H74ZM110 14H111V12H110ZM116 14H118V13H116ZM173 14V13H172ZM9 15V14H8ZM38 15H40V14H37V15H35V16H38ZM53 15V14H52ZM51 15V16H52ZM73 15V14H72ZM89 15H91V14H89ZM97 15V14H96ZM112 15V14H111ZM63 16H64V14H63ZM66 16H68V15H66ZM88 16V15H87ZM104 16V15H103ZM108 16V15H107ZM166 16V15H165ZM262 16H263V14H262ZM38 17H40V16H38ZM41 17H44V16H41ZM49 17V16H48ZM54 17V16H53ZM52 17V18H53ZM58 17V20H57V22L59 21V16H57L56 15V18ZM91 17V16H90ZM102 17V16H101ZM100 17V18H101ZM105 17V16H104ZM112 17H115V15L114 16H112ZM111 17V19H110V21H111V23L112 22H115V19L114 18H112ZM28 18H29V16H28ZM28 18H27V20H28ZM33 18V17H32ZM31 18V19H32ZM50 18V17H49ZM55 18V17H54ZM99 18V19H100ZM106 18V17H105ZM108 18V17H107ZM110 18V17H109ZM34 19H37V17L36 18H34ZM34 19H32V21H34ZM62 19V18H61ZM60 19V20H61ZM71 19H72V17H71ZM71 19H69V20H71ZM171 19V18H170ZM48 20V19H47ZM52 20V19H51ZM63 20H65V18L63 17ZM104 20V19H103ZM108 20V19H107ZM106 20V21H107ZM5 21V20H4ZM37 21H39V20H37ZM53 21L54 22H56L54 19H53ZM109 21V20H108ZM264 21V20H263ZM15 22V21H14ZM35 22V21H34ZM66 22V21H65ZM68 22V21H67ZM26 23H28L27 21H26ZM26 23H24V24H26ZM32 23V22H31ZM31 23L29 24V25H31ZM59 23V22H58ZM61 23V22H60ZM264 23V22H263ZM5 24V23H4ZM16 23H14V25H15ZM23 24V27H29L28 26V24H26L27 26H25ZM85 25V27H86V29L87 30H90V32L91 33H96L97 32V30H95L94 28H97V27H101V24H99V23H93V21H89V22H85L84 23ZM128 24V23H127ZM131 24V23H130ZM8 25H10V24H8ZM33 25H35V24H33ZM37 26H38V24H36ZM53 25L55 26H57L58 27V25L57 24H55V23H53ZM114 23H112V27H115L116 28V26L114 25ZM3 26V25H2ZM61 26V24L59 25V27ZM119 26V25H118ZM131 26V25H130ZM5 26H3V28H4ZM30 27H32V28H34V30H36V27H34V26H30ZM50 27H53V26H50ZM112 27H110V28H112ZM122 27V26H121ZM120 26L117 28V30H115V28H114V30H115V32L116 33H118V29L119 28H121ZM264 27V26H263ZM16 28V27H15ZM19 28H20V26H19ZM25 28H23L24 30H25ZM61 28V27H60ZM60 28H59V30H60ZM258 28H259V26H258ZM10 29V28H9ZM14 29V28H13ZM17 29V28H16ZM29 29V28H28ZM53 29H55L54 27H53ZM73 29V28H72ZM113 29V28H112ZM111 29V30H112ZM20 30H22V29H20ZM19 30V31H20ZM33 30V31H34ZM58 30V31H59ZM113 30V31H114ZM11 31V30H10ZM45 31V33L46 32H49V31H47V30H44ZM57 31V32H58ZM100 31H101V33H107L108 31H105V30H103V28L101 27V29H100ZM1 32H2V27H1ZM36 33H33L32 31H31V33H32V35L34 34V35H36L38 32L37 31H35ZM41 32H43V29H42V31L40 30V33H38L39 35L41 34ZM111 32V31H110ZM194 32V31H193ZM261 32V31H260ZM11 34H12V31L10 32ZM24 33V32H23ZM25 33H29L30 34V31L28 30L27 32L25 31ZM44 32H43V34L41 35V37L45 34ZM53 33V32H52ZM51 33V34H52ZM63 33V32H62ZM113 33V32H112ZM120 33V32H119ZM14 34V33H13ZM46 34H48V33H46ZM45 34V35H46ZM198 34H199V31H198ZM255 34V33H254ZM260 34V33H259ZM6 36H4L5 38L4 39H6V40H8L9 41V33H6L5 34ZM25 37H26V35L27 34H23ZM32 35H30L31 37H29V36H27L28 38H33L34 40L36 39V38H34V37H32ZM38 35V36H39ZM45 35L42 37L43 39H44V37H45ZM85 35H87V34H85ZM85 35H83V37L85 36ZM90 35V34H89ZM93 35V34H92ZM226 35H228V34H226ZM261 35H263V34H261ZM12 36V35H11ZM20 37H22V35L20 34L19 35ZM38 36L36 35L35 37H37L38 38ZM48 36H50L49 34L47 35V39L49 40V39H51L50 37H52V36H50V37H48ZM17 37V36H16ZM26 37V38H27ZM40 37V38H41ZM56 37V36H55ZM93 37V36H92ZM96 37V36H95ZM99 37H101V36H99ZM213 37V36H212ZM211 37V38H212ZM11 38V37H10ZM18 38V37H17ZM27 38V39H28ZM82 38V36L81 37H79V39H81ZM88 38V37H87ZM91 37H89V39H90ZM97 38V37H96ZM125 38V37H124ZM225 38H226V36L224 37V41H226L225 40ZM263 38V37H262ZM15 39V38H14ZM13 39V40H14ZM21 39V38H20ZM19 39V40H20ZM45 39H46V37H45ZM44 39V40H45ZM47 39H46V41H47ZM62 39H64V38H62ZM92 39H94V38H92ZM102 39H104V38H102ZM130 39H131V36H130ZM192 39H194V38H192ZM205 39V37L204 38H201L200 40H199V42H198V45L194 48V47H191V48H187V46H182V47H186L187 49V51H188V54H187V56H185V57H181V62L179 63V64H177V62H175L176 60H175V57L172 55V53H171V51L173 50V48L172 47H169V50L168 51H166V50H160V52H159V54H157V55H155L154 56V58H155V62H156V66H155V68H154V71L156 72V76L155 77H153L152 76V71H151V66H152V61H151V59H144L143 61H141L140 62V67H139V69H138V71H137V73H135L134 75H132V77L130 78L131 79V82H132V84L134 85V86H136V87H141V88H148V89H153L154 91H158L159 89H167L168 90V88H170V87H172L174 84H176L177 82H179L180 81V83H182V84H185V85H187V84H189V83H192V82H196V80H197V78L201 75V71L199 70V67H198V65H199V48L203 45V43H204V40ZM207 39V38H206ZM223 39V38H222ZM19 40H17V42H16V45L18 44V41ZM22 40V39H21ZM32 40V39H31ZM33 40V41H34ZM42 40V39H41ZM65 40H66V38H65ZM78 40V39H77ZM84 40V39H83ZM133 40V39H132ZM135 40V39H134ZM196 40V39H195ZM0 43L2 44V40L0 39ZM10 41H12V38H11V40ZM16 41V40H15ZM28 41L29 42H31L29 39H28ZM38 41V40H37ZM36 40H35V44L37 45L38 44V42H40V45L38 46V48L40 49L41 47L43 48V46L42 45H44V44H46V43H44V44H42L41 42L42 41H38L37 42ZM63 41V40H62ZM82 41V40H81ZM93 41V40H92ZM215 41H217V40H215ZM22 42H23V40H22ZM21 42V43H22ZM61 42V41H60ZM79 42V41H78ZM114 42V41H113ZM192 42V41H191ZM12 43V42H11ZM11 43H9V44H11ZM14 43V42H13ZM13 43L11 44V45H13ZM26 44H27V42H25ZM59 43V42H58ZM4 44V43H3ZM19 44H20V42H19ZM35 44H33V42H32V45H35ZM49 44H50V42H49ZM61 44H63V43H60V45ZM120 44V43H119ZM171 44V43H170ZM192 44V43H191ZM255 44V43H254ZM6 45H7V47L9 46L8 45V42L6 43ZM22 44H20V46H21ZM27 45H29V44H27ZM1 46V45H0ZM19 48H18V47ZM16 46V48H15V46L13 45L12 47L10 46L9 47V50L10 49H16V51H17V48L19 49V52L18 53H20L22 50H23V52H21V56H22V53H23V55H25V52L27 51V50H25L26 49V46H25V48H21V50H20V46L19 45H17ZM31 45H29L28 47H30ZM58 46V44L56 45V47ZM105 46H106V51L107 52H110V51H114L113 50V48H114V44L113 43H107V44H105ZM163 46V45H162ZM205 46V45H204ZM32 47H34V46H32ZM31 47V48H32ZM44 47L46 48V45H44ZM60 47V46H59ZM76 47V46H75ZM48 48V47H47ZM50 48V47H49ZM172 48V49H171ZM38 49V50H39ZM68 49V48H67ZM74 49V48H73ZM84 49V48H83ZM179 49H181L180 47H179ZM257 49V48H256ZM3 50V49H2ZM5 50V49H4ZM25 50V51H24ZM29 50L31 51V49L29 48ZM32 50H35V51H37L36 49H32ZM48 50L49 49H47V51H45V52H48ZM171 50V51H170ZM185 50V51H186ZM34 51V52H35ZM39 51H41V50H39ZM16 52V53H17ZM32 52L33 51H31V54H32ZM112 52H110V53H112ZM147 52H149V54H147V55H150V51H147ZM147 52H145L144 54H146ZM175 52V51H174ZM173 52V53H174ZM184 51H180L179 52V55L181 54V53H183ZM223 52V51H222ZM224 52H225V50H224ZM237 52V51H236ZM4 53V52H3ZM2 53V55L3 56H5L4 54ZM7 53V52H6ZM13 53V52H12ZM16 53H14L15 55H12V56H14L15 58L14 59H16V58H19V60L18 59H16V60H18L19 62H21L22 61V59H23V56H22V59L20 58L21 56L20 55H18V56H20V57H17V54ZM40 53V52H39ZM66 53V52H65ZM69 52H68V50H67V54H68ZM28 54H29V52H28ZM59 54V53H58ZM176 54V53H175ZM1 55V54H0ZM8 55V54H7ZM6 55V56H7ZM38 55V54H37ZM5 56V58H6V60H7V57ZM9 56V55H8ZM31 56V55H30ZM30 56H28V57H30ZM53 56H54V54H53ZM227 56V55H226ZM229 56V55H228ZM26 57H27V52H26ZM27 57V58H28ZM32 57V56H31ZM30 57V58H31ZM37 57V56H36ZM235 57H236V55H235ZM4 58V59H5ZM9 58H10V56H9ZM24 58H25V56H24ZM27 58H25V59H27ZM38 58H39V56H38ZM41 58H47L46 56L45 57H41ZM55 58V57H54ZM213 58V57H212ZM1 59H2V57H1ZM0 59V60H1ZM4 59H2V60H4ZM12 59V58H11ZM11 59L9 60V61H6V62H11ZM32 59V58H31ZM43 59H41V60H43ZM56 59V58H55ZM64 59H65V57H64ZM108 59V58H107ZM264 58H262V60H263ZM13 60V59H12ZM21 60V61H20ZM28 60V59H27ZM40 60V61H41ZM57 60H59V59H57ZM66 60V59H65ZM68 60V59H67ZM110 60V61H109ZM109 60H106L104 63H102V66H101V72L98 74V77L96 78V80L95 81H91V79L92 78H94L93 76H89L88 78H90V81H89V87H88V90L85 92V93H82V92H78L77 93V95H76V93L74 94V95H76L77 97L74 99V100H71V103L70 104H68V100L69 99H66L67 101H65L64 103H63V105H62V109L61 110H56V112L54 113L55 114V116L57 117V119H59V120H62V121H64V119L65 118H67V116L70 114V116L71 117H73V118H75L76 120H80V122H82V120H84V121H86V119H90V117H89V115L84 119V117H83V115L81 114V110H83V107H82V103L80 102V101H82V99H84V102H86V101H89V102H91V104L92 105H95V104H97L99 101H101V102H103V104H104V106H108V109L107 110H109V107L111 108V107H113L114 105L116 106V104L117 103H119V100L121 99V95L119 94V92H117L116 91V87H114L115 86V84L118 82V78L120 79L119 80V82L121 83L120 84V86H121V88H125V86L127 85L126 83H127V81H128V73H127V71H126V69H123L120 73H115V70H116V65H117V60L115 59V56H111V58L109 59ZM128 60V59H127ZM210 61H208L207 63H206V65H209V67L207 66V69H209V68H211V66H212V61H211V59H209ZM213 60V59H212ZM30 62L32 61V60H29ZM59 61H61V60H59ZM70 61H72V58H71V60ZM3 62V61H2ZM5 62V63H6ZM13 62L14 63H16V64H14V65H21V64H18L19 62H17V61H15V60H13ZM23 62L24 63H22V65L24 64V68L23 67H17V69L18 68H23L22 70L24 71V69L25 68H27L26 66L27 65H25L27 62L26 61H24L23 60ZM26 62V63H25ZM29 62V63H30ZM33 62V64H34V60L32 61ZM39 62V61H38ZM38 62H36V64H39ZM53 62H55V61H53ZM62 62V61H61ZM60 62V64H62L63 65V63H61ZM186 62H188V63H190V69H191V72L188 74L187 72H188V70L185 68V67H183V69L182 70H178L179 68H181V66L185 63L186 64ZM263 62V61H262ZM4 62H3V64H1V65H4L5 64ZM29 63H27V64H29ZM44 63H46L45 62V60H44ZM57 65H58V63H57V61L55 62ZM71 63V62H70ZM32 63H30V65H31ZM60 64H59V66H60ZM264 64V63H263ZM6 65H7V63H6ZM6 65H4L3 67L4 68H6L5 66ZM10 65L12 66V64H10V63H8V69L10 68ZM21 65V66H22ZM41 65H42V61H41ZM45 65H49V67H50V65H52V64H45ZM75 65V64H74ZM188 65V64H187ZM236 65V64H235ZM16 66H14V68L16 67ZM37 66V65H36ZM52 66H54V65H52ZM64 66V65H63ZM66 66V65H65ZM69 66H72V65H69ZM238 66H236L237 67V69H238ZM242 66V67H241ZM1 67V66H0ZM0 68L1 70H0V74H1V72H3V74H5L6 73V76H8V75H10V72H9V70L7 71V72H9V73H7V72H5L4 73V71H2V69H4V68ZM48 67V66H47ZM46 67V68H47ZM48 67V68H49ZM56 67V66H55ZM13 68V71H12V73H13V75H12V73H11V76H13L14 77V75L15 76H17L18 77V74H20L21 72L20 71H18V70H16V69H14ZM28 68H30V67H28ZM47 68V69H48ZM51 68V67H50ZM62 68V67H61ZM61 68L59 69V70H61ZM89 68V67H88ZM236 69V68H235ZM18 71V72H16V71ZM21 70V69H20ZM21 70V71H22ZM27 70L28 69H25V72H27ZM51 70V69H50ZM211 70H212V68H211ZM211 70H209L211 73H212V71ZM11 71V70H10ZM73 71V70H72ZM89 72H90V70H88ZM208 71V72H209ZM239 71V70H238ZM237 71V73H239ZM240 71V72H241ZM15 72V73H14ZM45 72V71H44ZM52 72H53V69H52ZM55 72V71H54ZM209 72V73H210ZM23 73V72H22ZM164 73H166V76H168L170 79L168 80L169 82H164L163 83V85L159 88L158 86H160L161 85V83H160V81L164 78V77H162V74H164ZM8 74V75H7ZM41 74V73H40ZM42 74H45V73H42ZM47 74V73H46ZM208 74V73H207ZM213 74V73H212ZM211 74V76H213ZM2 75V74H1ZM23 75V76H22ZM24 75H25V77H24ZM30 75V74H29ZM28 75V73H24V74H21V75H19V77L20 76H22V78L25 80V78L27 79V77H28V79L30 78V76ZM60 75H61V73H60ZM155 75V74H154ZM175 75H177V78H175V79H173V76H175ZM35 76V78H36V75H34ZM47 76V75H46ZM58 76V75H57ZM204 76H206V75H204ZM209 77L208 76V79L210 78V80L209 81H211L212 82V80L211 79H213V77ZM33 77V76H32ZM32 77H31V79H29L30 81L32 80ZM49 78H51L50 77V74H49V76H48ZM59 77V76H58ZM63 77H65V75L63 74L62 75V78ZM38 78V77H37ZM60 78V77H59ZM66 78V77H65ZM65 78H63V79H65ZM20 79V78H19ZM27 79V80H28ZM40 79V78H39ZM207 79V78H206ZM216 79V78H215ZM61 80V79H60ZM69 80V79H68ZM67 80V82H69ZM70 80H72V79H70ZM217 80V79H216ZM34 81V80H33ZM32 81V82H33ZM42 81V80H41ZM52 81V80H51ZM208 81V84L210 83ZM25 82H26V80H25ZM58 82V81H57ZM61 82H63L62 80H61ZM74 82V81H73ZM206 82V81H205ZM213 82H214V80H213ZM243 82H244V80H243ZM31 82H29V84H30ZM39 83V82H38ZM42 83V82H41ZM40 83V84H41ZM65 83V82H64ZM70 83V82H69ZM69 83H67V84H69ZM72 83V82H71ZM70 83V85H72ZM95 83H97V88L98 87H102V88H105V91L103 92L105 95L103 96V99H100L99 100V97H98V99H90V94H89V88H91L92 87V85L93 84H95ZM207 83V82H206ZM215 83V82H214ZM214 83L213 84H211V85H214ZM218 83V82H217ZM221 83V82H220ZM54 84H56V83H54ZM61 84V83H60ZM210 84H209V86H210ZM216 84V83H215ZM5 85V84H4ZM217 85V84H216ZM245 85V84H244ZM55 86V85H54ZM73 86H75L74 85V83H73ZM130 86V85H129ZM208 85L206 84V88H209V86L207 87ZM218 86V85H217ZM47 87V86H46ZM174 87V86H173ZM172 87V88H173ZM210 87H212V86H210ZM216 87V86H215ZM215 87L213 88H211L210 89V92L211 93H213L214 91H215ZM50 88V87H49ZM57 88V87H56ZM96 88V87H95ZM127 89H128V87H126ZM135 88V87H134ZM133 87L132 88H129V89H134ZM172 88H170V89H172ZM53 89H54V87H53ZM202 89V88H201ZM246 89H244V90H246ZM46 90V89H45ZM50 90H52V89H50ZM49 90V91H50ZM172 90H174V89H172ZM207 90V89H206ZM209 90V89H208ZM211 90H214L213 92L211 91ZM56 91V90H55ZM47 92V91H46ZM58 92V91H57ZM99 92V91H98ZM133 92H135V91H133ZM137 92V91H136ZM216 92V91H215ZM248 92H250V91H248ZM17 93V92H16ZM95 93V92H94ZM139 93H141V92H139ZM239 93H240V90L237 92V95H239ZM18 94V93H17ZM16 94V95H17ZM53 94H55V93H53ZM98 94H100V92L98 93ZM248 93H246V95H247ZM41 95H43V94H41ZM69 95H71V94H69ZM191 95V94H190ZM190 95H188V99H190V101L192 100L193 101V99L195 98L194 96L196 95H193V98L192 97H190L189 98V96ZM209 95H210V93H209ZM0 96H1V94H0ZM51 96H53V95H51L50 94V96L49 97H51ZM93 96V95H92ZM101 96V95H100ZM112 96H114L113 98H111ZM186 96H187V94H185V96H182L181 95V97H184V98H186ZM211 96H212V94H211ZM252 96L250 97V98H252ZM48 97V96H47ZM47 97H46V99H47ZM70 97V96H69ZM209 97V96H208ZM37 98H40V97H37ZM43 98V97H42ZM186 98V99H187ZM211 98V97H210ZM210 98H208V99H210ZM63 99V98H62ZM200 99V98H199ZM206 99H207V96H206ZM39 100V99H38ZM48 100H50L51 102L53 101L52 99H50V98H48ZM48 100H46V102L48 101ZM98 100V101H97ZM195 101H198V97H196L195 99H194ZM216 100V99H215ZM214 100V101H215ZM237 100V99H236ZM235 100V101H236ZM70 101V100H69ZM166 100H164V102H165ZM169 101V100H168ZM190 101H188L189 103H190ZM206 101V100H205ZM217 101V100H216ZM248 101V103L250 104V102ZM48 103H50V102H48ZM188 103V104H189ZM192 103V102H191ZM189 104L190 105V108H191V111H189V112H186L188 115L187 116H190L191 118H193L192 117V110L194 111V109H195V107H196V104ZM198 103V102H197ZM206 103V102H205ZM1 104V103H0ZM11 110H13V112H14V114H12V116L14 115V119H18V117H16L15 115H19V116H21V114L22 113H25V112H23V108H22V104H19L18 106H17V104H16V102H14V101H11ZM139 104V103H138ZM142 104H144V103H142ZM163 104H165V103H162V106H163ZM207 104V103H206ZM29 105V107L31 106L32 107V105L34 106V104L32 103L31 105H30V103L28 104ZM59 105V104H58ZM119 105V104H118ZM36 106V105H35ZM35 106H34V108H31V109H35ZM38 106V105H37ZM36 106V107H37ZM87 106V105H86ZM144 106H146V104H144ZM148 107H149V105H147ZM146 106V107H147ZM175 106V105H174ZM173 106V107H174ZM208 106V105H207ZM39 107V106H38ZM146 107L145 108H141V111H140V113L142 114L141 115V119L139 120V121H142V122H144V123H146V124H148V125H150L151 127H152V130H153V128H154V122L156 121V118L157 117H155V115H156V108H155V106H153L152 107V109H153V111H151V112H149V111H147V109H146ZM147 107V108H148ZM164 107V106H163ZM172 107V108H173ZM180 107V106H179ZM209 107V106H208ZM207 107V108H208ZM8 108V107H7ZM20 108V111H18L17 109H19ZM26 106H25V110H26ZM76 108V109H75ZM30 109V108H29ZM29 109H27V110H29ZM137 109H138V107H137ZM137 109H135L134 108V110H137ZM155 109V110H154ZM176 107L174 108V109H172V111H171V113L173 112H175L176 110ZM203 109H206V108H203ZM245 108H243V110H244ZM4 110H6L7 112H8V110H9V108H8V110L6 109V108H4ZM36 110V109H35ZM34 110V111H35ZM175 110V111H174ZM179 111H180V109H178ZM199 110V109H198ZM209 110V109H208ZM32 111V110H31ZM34 111L32 112V115H30V113L29 112H27V113H29L28 114V117H29V115L30 116H32L33 117V113H34ZM179 111H176V114H178L177 116L175 115V117L174 116H172L173 115V113L172 114H169V115H167V116H165V118L163 119V125L164 126H166L167 128H165V130H168V131H170L168 128H172V127H174V128H178V127H180V125H181V123H180V121H182V120H180L179 121V116L180 115H182V114H180L181 112H179ZM9 112H10V110H9ZM8 112V113H9ZM39 113V115H42V116H39L40 118L41 117H43V120H44V116H43V114L48 118V123H47V125H50L49 123H50V121L52 120V122H51V124L54 122L53 120L55 119L53 116H49V114H48V116H47V114H45V113H42V111H38ZM40 112H41V114H40ZM212 112V111H211ZM250 112H251V114H254L255 113V115H259V117H257V119H255L254 121H249L252 117H254V116H252L251 117V114H250ZM254 112V113H253ZM36 113V112H35ZM211 114V113H210ZM209 114V115H210ZM250 114V115H249ZM3 115H4V112H1L0 111V121L2 122V121H4V119L5 118H7V116H5V118L3 117ZM9 116L11 115L10 113L8 114ZM24 115V114H23ZM108 115V114H107ZM35 116H36V114H35ZM90 116H92V115H90ZM106 116V115H105ZM211 117H213L212 116V114L210 115ZM249 116V117H248ZM31 117V118H32ZM38 117V115H37V118H39ZM53 117V118H52ZM107 117V116H106ZM199 118L201 117V116H198ZM251 117V118H250ZM4 118V119H3ZM36 118V119H37ZM47 118H45L46 120H47ZM184 118V117H183ZM255 118V117H254ZM253 118V119H254ZM42 119V118H41ZM40 119V120H41ZM49 119H51V120H49ZM68 119V118H67ZM97 118H95V120H96ZM180 119H182V118H180ZM186 119H189V118H186ZM202 119V118H201ZM201 119H199V121L201 120ZM212 119L213 118H210V120L212 121ZM34 120V119H33ZM127 120V119H126ZM129 120V119H128ZM192 120V119H191ZM13 121H16V120H13ZM105 121V120H104ZM203 121V120H202ZM210 121V123H208L207 124V126L208 125H210V124H212V122ZM0 122V123H1ZM9 122V121H8ZM20 122L21 121H19V123H17V124H20ZM38 122H40V121H38ZM43 122H45V121H43ZM96 122H98L97 120H96ZM186 122H188V120L186 121ZM143 123V124H144ZM180 123V124H179ZM199 123H201V122H199ZM2 124V128L4 127L3 125L5 124V123H1ZM16 124V123H15ZM14 124V125H15ZM21 124H22V122H21ZM20 124V125H21ZM44 124V123H43ZM54 124V123H53ZM59 124V123H58ZM72 124V123H71ZM75 124V123H74ZM6 125H7V127H9V123H7L6 122ZM20 125H19V127H16V128H18V130H19V128H20ZM24 125H26V123L24 122ZM55 125V124H54ZM147 125V127L149 128L150 126H148ZM23 126V125H22ZM26 126H28V125H26ZM43 126V125H42ZM45 126V125H44ZM60 126H61V124H60ZM73 127V124L72 125H70V127ZM75 126H77V125H75ZM103 126H104V124H103ZM182 126H184L183 124H182ZM188 126V125H187ZM196 126V128H197V130L199 129V131H200V127L199 126H201V124L199 125H195ZM199 128H198V127ZM0 127H1V125H0ZM12 127H13V125H12ZM23 127H25V126H23ZM31 127V126H30ZM66 127V126H65ZM69 127V128H70ZM71 127V128H72ZM79 127V126H78ZM151 127L149 128L150 130L149 131H151ZM208 127H210V126H208ZM13 128H15V127H13ZM15 128V129H16ZM26 128V127H25ZM44 128V127H43ZM57 128H59V127H57ZM61 128V127H60ZM155 128H156V126H155ZM158 129H160L159 127H157ZM156 128V129H157ZM193 128H194V126H193ZM21 129V128H20ZM62 129V128H61ZM78 129V128H77ZM77 129H75L76 130V132H75V136H77L78 134H77V131L79 132V130L81 129V128H79L78 130ZM156 129H155V131H156ZM157 129V130H158ZM1 130H3V129H0V131ZM5 130H6V128H5ZM27 130H28V128H27ZM74 130V131H75ZM105 130V129H104ZM208 130V129H207ZM86 131V130H85ZM148 131V134H150L151 135V133L152 132H149ZM155 131L153 130V132L155 133ZM193 131V130H192ZM199 131L198 132H196V134L198 135L199 134ZM10 132V131H9ZM25 132V131H24ZM30 132L32 133V131L30 130ZM118 132V131H117ZM160 132V131H159ZM194 132V131H193ZM25 133H27V132H25ZM30 133V134H31ZM36 133H39L38 132V130H37V132ZM60 133V132H59ZM66 133H68V131L67 132H65V134ZM144 133H146V131H144ZM178 133V132H177ZM195 133V132H194ZM15 134V133H14ZM87 134H88V132H87ZM153 134V133H152ZM168 135H169V132L167 133ZM179 134H180V136H181V133L179 132ZM5 135V134H4ZM3 135V136H4ZM16 135V134H15ZM31 135H34L33 133L31 134ZM39 135V134H38ZM59 136H60V134H58ZM73 135V134H72ZM142 135V134H141ZM144 135V134H143ZM161 135H162V133H161ZM175 135V134H174ZM2 135H1V137H3ZM17 136H22V135H16V136H14L15 137V141H17L16 140V138H17ZM45 136V135H44ZM65 136H67V134L65 135ZM80 136V135H79ZM140 136V135H139ZM138 136V137H139ZM155 136H156V134H155ZM189 136V135H188ZM12 137V135L11 136H9L8 138H11ZM34 137H35V135H34ZM175 137V136H174ZM191 137H193L194 138V136H191ZM5 138V136L3 137V139ZM7 137H6V139H8ZM19 138V137H18ZM23 138H24V136H23ZM28 138V137H27ZM36 138V137H35ZM35 138H33V140L35 139ZM152 138V137H151ZM151 138H149L148 140H147V142L148 143H150L149 141H150V139ZM164 138H165V136H164ZM189 138H190V136H189ZM193 138H192V140H193ZM198 138V137H197ZM67 139V138H66ZM71 139H72V137H71ZM74 139V138H73ZM102 139V138H101ZM142 139V138H141ZM141 139H139L140 141H139V143L142 141ZM161 139H163L162 137H161ZM166 139V138H165ZM168 140H170L171 138H167ZM9 140V139H8ZM8 140H6V141H8ZM29 140L30 141H32L31 140V138H29ZM41 140H43V139H41ZM104 140V139H103ZM172 140V139H171ZM170 140V141H171ZM174 140H175V142H176V139L174 138ZM174 140H173V143H172V145L171 144H168V145H165L166 146V149H167V146H168V150H172V149H175V151L177 152V150L180 148V147H178V140H177V145L174 143ZM197 140V139H196ZM20 141V140H19ZM18 141V142H19ZM78 141V139L76 140V142ZM162 141H164V140H162ZM165 141H167V140H165ZM164 141V142H165ZM21 142V141H20ZM19 142V143H20ZM33 142H35V144H36V141H33ZM43 142H44V140H43ZM143 142V141H142ZM155 142V144L157 143L156 142V140L154 141ZM153 141H152V143H154ZM163 142V143H164ZM169 142V141H168ZM12 143V142H11ZM38 143V142H37ZM50 143V142H49ZM61 142H59L58 141V143L57 144H60ZM71 143V142H70ZM144 143V142H143ZM170 143V142H169ZM227 143V142H226ZM33 143H30V145H32ZM43 144V143H42ZM46 144H47V142H46ZM64 145H65V143H63ZM155 144H153V146L155 145ZM164 144H166V143H164ZM1 145V144H0ZM3 145V144H2ZM15 145V144H14ZM13 145V146H14ZM98 145V147H99V144H97ZM103 144H101V146L98 148V150H96L97 152H96V155L98 156V154L101 152L100 151V148H102L103 146H102ZM113 145V144H112ZM142 145H145V143L144 144H142ZM160 146H161V144H159ZM170 145H171V147H174V148H171L170 147ZM175 145H176V148H175ZM180 145H183L182 147H184V146H186L184 143L183 144H180ZM179 145V146H180ZM220 145V144H219ZM218 145V146H219ZM35 146V145H34ZM34 146H32V147H34ZM41 146H44V144L43 145H41ZM40 146V147H41ZM50 146V145H49ZM52 146V145H51ZM61 146V145H60ZM77 146H79V144L77 145ZM77 146L75 147V148H77ZM81 146H84L86 149L87 148H89V146H90V144H87L86 142H83V141H81ZM148 146V145H147ZM150 147V148H154V149H156V147L154 146V147ZM37 147V146H36ZM35 147V148H36ZM45 147V146H44ZM53 147V146H52ZM58 147V146H57ZM158 147V146H157ZM162 147V146H161ZM160 147V148H161ZM199 147V146H198ZM2 148V147H1ZM38 148V147H37ZM68 148V147H67ZM80 148H82V147H80ZM148 148V147H147ZM178 148V149H177ZM226 148V147H225ZM5 149V150H4ZM39 149V148H38ZM40 149H42V148H40ZM40 149L38 150V151H40ZM56 149V148H55ZM66 149V148H65ZM153 149V150H154ZM158 149V148H157ZM177 149V150H176ZM181 149V148H180ZM2 150H4V151H7V152H9L8 150H6V146H5V148H3ZM43 150V149H42ZM51 150V149H50ZM77 150V149H76ZM81 150H83V148L81 149ZM161 150L163 151V149L161 148ZM225 150V149H224ZM59 151V150H58ZM61 151V150H60ZM79 151V150H78ZM77 151V152H78ZM98 151H99V153H98ZM169 151V153H171ZM174 151V150H173ZM181 150H179L178 152H180ZM42 152V151H41ZM54 152V151H53ZM74 152V151H73ZM76 152V153H77ZM145 152H147V151H145ZM149 152V151H148ZM152 152V151H151ZM198 152V151H197ZM224 152V151H223ZM0 153H1V151H0ZM6 153V152H5ZM4 153V155H6ZM10 153V152H9ZM55 153V152H54ZM63 154H64V152H62ZM78 153H80V155L82 154V152L80 151V152H78ZM155 153H156V151H155ZM230 153V152H229ZM10 154H12V152L10 153ZM145 154H147V153H145ZM162 154V153H161ZM160 154V155H161ZM168 154V153H167ZM167 154H166V156H167ZM177 154V153H176ZM178 154H180V153H178ZM177 154V156H179ZM228 154V153H227ZM3 155V156H4ZM48 155V154H47ZM49 155H50V153H49ZM68 155V154H67ZM101 157H102V152H101V154H99ZM148 156H149V154H147ZM147 155L146 156H144L147 160L149 159L148 157H147ZM151 155H155L153 152H152V154ZM151 155H150V157H151ZM173 155H174V153H173ZM181 155H183V154H180V157L177 159V158H175L174 156H171V157H173V159H177L178 160V162H184V158H185V156H184V158H183V156H181ZM209 155H210V157H209V159H208V157H206V158H204L203 160H198V158H197V155H196V153H193V155L191 156V158H189V159H185L186 161H188L189 163H190V161H191V165H192V167L188 170V171H186V172H190L191 170H195L196 172H199V171H201V170H206L207 171V181L209 182V183H212V182H216L217 181V178H216V175H215V173H216V171H217V169H218V167L221 165L220 163H221V158H220V151H219V149H218V147H213L212 148V150H211V152L209 153ZM225 155V154H224ZM50 156H52V154L50 155ZM57 156H58V154H57ZM60 156V155H59ZM119 156H122V155H119ZM46 157V156H45ZM62 156H60V158H61ZM69 157H71V156H69ZM153 157V160H155L154 158L156 157V155L155 156H152ZM164 157V154L162 155V158ZM183 159H182V158ZM6 158V157H5ZM46 158H48V157H46ZM51 158V157H50ZM50 158L49 159H46V160H50ZM53 158H55V157H53ZM63 158V157H62ZM72 158V157H71ZM103 158V157H102ZM116 159H118L117 157H115ZM157 158H158V155H157ZM167 158V157H166ZM165 158V159H166ZM74 159V158H73ZM143 159V158H142ZM164 159V158H163ZM164 159V160H165ZM180 159V160H179ZM182 159V160H181ZM12 162H13V160L12 159H10ZM9 160V161H10ZM77 160V159H76ZM140 161H141V157H140V159H139ZM145 160V159H144ZM146 160V161H147ZM153 160H152V163H150V164H154V162H153ZM159 160V159H158ZM171 160H172V158H171ZM170 160V161H171ZM2 161V160H1ZM15 161V160H14ZM52 161H55V160H53L52 159ZM64 161H65V159H64ZM78 161V160H77ZM113 160H111L110 162H109V164L110 165H113L114 164V161L112 162ZM121 161H123V160H118V162H120V166H121V164H122V162ZM167 161V159L165 160V161H163L162 162V167L160 168H156L155 169V172L154 173H148V172H146L145 173V176H144V178H145V182H144V184H142V185H133L132 183H130L129 181H127L126 179H122L119 183H117L116 184V188H117V190H116V193L118 194V200L114 203V204H112V206L111 207H109V213L108 214H115V213H120V212H123V211H125L124 212V214H121L119 217H117V219L115 220V223H114V226L113 227H110V222L105 218V217H103V214L101 215V221H102V225H101V227H102V229L103 230H106V229H111L112 228V230H114V231H116V232H120V231H122V233L124 232V230L126 229V230H128L129 228H131V227H133V228H135L134 226H135V223H138V224H141V225H147L146 227H148L147 229V232H146V237L147 238H149L150 239V237H152V235L153 234H157V232L156 233H154L155 231H158L159 232V234L157 235V237L156 236H154L153 238H157V239H154V241H161V243H160V245H164L165 244V246H166V248H168L170 245L172 246L174 243H178V241H175V240H172V237L173 236H176V235H174V232L172 231V224L173 223H171V225L168 223L169 222V219L170 218H172V217H170L169 216V219H167V216L169 215V213L170 212H174V215H175V213L177 212V213H179L181 210H183L184 211V208L183 209H181L180 207H178V210H179V208L181 209L179 212L178 211H176L175 210V208H173V206L175 205V200H174V198L173 197H176L175 195H176V191H175V194H174V196H173V194H171V190L173 189V188H175V185H177L178 183H184V185L183 186H186V183L188 182L187 180H186V177L184 176V177H179L176 173H173L170 177L169 176H167L166 175V173L169 171V169H170V167L168 166V164H167V166H168V168L169 169H167L166 168V166H163V164L165 163ZM169 161V165H170V162ZM174 161V160H173ZM257 161H255V162H257ZM18 162V161H17ZM66 164L67 165H69L70 166V164L72 163V162H70L69 161V159H67L66 161ZM144 162V161H143ZM158 162V161H157ZM255 162H254V164H255ZM8 163V162H7ZM75 163H79V161L78 162H75ZM174 163H176V162H173L172 164H173V166H174ZM4 165H6L7 167V169L8 170H4V171H6V172H10L11 170H10V168H9V163L8 164H5V163H3ZM17 163H15V165H16ZM149 164V165H150ZM184 164H185V162H184ZM183 164V165H184ZM256 164H258V163H256ZM3 165V167H5ZM71 165H74V164H71ZM178 165H182V164H178ZM229 165V164H228ZM48 166H49V164H48ZM51 166V165H50ZM60 166V165H59ZM79 166H81V164L79 165ZM118 166V165H117ZM122 166H123V164H122ZM153 167H154V165H152ZM175 166H176V164H175ZM175 166H174V170H175ZM180 166H179V169H180ZM1 167H2V165H1ZM152 167V168H153ZM123 168V167H122ZM121 168V169H122ZM227 168V167H226ZM257 168V167H256ZM64 169H66V168H64ZM63 169V170H64ZM178 168H177V166H176V170H177ZM179 169H178V171H179ZM221 169V168H220ZM1 170V169H0ZM10 170V171H9ZM52 170H54V169H52ZM88 170V169H87ZM86 170V171H87ZM182 170H184V169H182ZM257 170V169H256ZM60 170H58V172H59ZM150 171H152L151 169H150ZM258 171H259V168H258ZM12 172V171H11ZM53 172V171H52ZM88 172V171H87ZM257 172V171H256ZM119 173H120V170H119ZM118 173V174H119ZM258 173V172H257ZM262 173V172H261ZM264 173V172H263ZM12 174H14L13 172H12ZM12 174H10V175H12ZM31 174V173H30ZM84 174V173H83ZM256 174V173H255ZM28 175V174H27ZM85 175H86V173H85ZM200 176H202L201 174H199ZM221 175V174H220ZM26 176V175H25ZM29 176V175H28ZM181 176H183V173H182V175ZM29 177H36V176H34V175H30ZM40 176H38V179H42L43 177L41 176L40 178H39ZM53 177V176H52ZM60 177V176H59ZM61 177H62V180L65 182V181H67L66 179H68L67 178V173H66V171H63V174L61 175ZM69 177H70V175H69ZM37 178V177H36ZM50 178V177H49ZM72 178H74L73 176H72ZM13 179V178H12ZM40 179V180H41ZM44 179V178H43ZM42 179V180H43ZM48 179V178H47ZM46 179V181H48ZM201 179H202V177H201ZM5 180V179H4ZM0 181V264H56V263H52L51 261H50V259H49V257H47V255L46 254H44V253H42V252H37V251H35L34 249H32L31 248V246H33L36 242H38V241H42V240H46V241H48L47 242V244H46V246H45V248H49L50 246H58V243H54L53 241H54V238H57L58 237V235H60L59 233H61V231H59L58 233H56V232H54V229L56 228V227H53V226H51L50 224V226L48 227L47 225H46V227H44V226H42L40 229H41V234H40V232L38 233L37 232V230L36 229H34L33 228V225H31V222H29L28 221V219L27 218H24V217H21L20 215H18L17 213H16V211L14 210V206L16 205V207H18L19 205H17V201H19V199H17V201H15V203H13L12 204V202H11V200H13L14 198L12 197V199H11V197H10V195L7 193L8 191H9V193L10 192H12L10 189H9V186L7 185V183L6 182H8L9 183V181H7L6 180V182L5 181ZM14 180V179H13ZM41 180V181H42ZM16 181V180H15ZM52 181H54V180H52ZM59 181V178H58V180H57V182ZM113 179H112V177H111V179L109 180V182H111V183H113ZM192 181V180H191ZM220 181V180H219ZM14 182V181H13ZM22 182V181H21ZM43 182V181H42ZM60 182V181H59ZM16 183H18L17 181H16ZM19 183H20V181H19ZM46 183H48V182H46ZM55 183V182H54ZM227 183V182H226ZM32 184V183H31ZM57 184V183H56ZM69 184H71V187L74 185V181L72 180L71 182H69ZM11 185V184H10ZM230 185H228L229 187H230ZM56 186V185H55ZM18 187V186H17ZM31 187H33V186H30L29 188L26 186V187H24V188H27V190H30L31 189V191H32V188ZM68 187V186H67ZM66 187V188H67ZM200 187H202V185L200 186ZM19 188H21L20 186H19ZM197 188V187H196ZM225 188V187H224ZM16 188L14 187V190H15ZM191 189L192 188H190V191H191ZM23 190V189H22ZM36 190V189H35ZM37 190H39L38 188H37ZM42 191H43V193L45 194V201H49L50 202V204L48 205V206H41L40 207V210L42 211V213L43 214H45V215H48V214H51V213H55V211L56 210H58L61 206H62V204H63V202L64 201H68V203H70L71 205H74V194L71 196V197H69V198H67L66 200H63L65 197H63V194L62 195H60L61 194V190L60 189H56V190H54V191H48L47 189H45V188H42L41 189ZM203 190V191H202ZM209 190L210 189H208L207 191L209 192ZM212 190V189H211ZM210 190V191H211ZM225 190H226V188H225ZM233 190H234V188H233ZM259 190V191H258ZM262 190V191H263ZM18 191V190H17ZM20 191V190H19ZM19 191H18V193H19ZM34 191V190H33ZM68 192L70 191V190H67ZM66 190H65V193L67 194L68 192H67ZM197 191V190H196ZM25 193L24 191H21L20 193ZM30 192V191H29ZM40 192V191H39ZM233 192V191H232ZM258 192H260V193H258ZM264 192V191H263ZM31 193V192H30ZM32 193H34V192H32ZM37 193H38V191H37ZM37 193L35 194V195H37ZM173 193V192H172ZM192 193V192H191ZM201 193H205V190H204V188L202 189L201 188V192L199 191V193L197 192L196 194H200L201 195ZM207 193V192H206ZM205 193V194H206ZM228 193V192H227ZM236 193V192H235ZM26 194V193H25ZM179 194H181V193H179ZM178 194V195H179ZM21 195V194H20ZM19 195V196H20ZM27 195H29L28 193H27ZM34 195V194H33ZM195 195V194H194ZM236 195V194H235ZM255 195H254V198H255ZM44 196V195H43ZM182 196H184V195H182ZM186 196V195H185ZM191 196L192 197H195V196H193V193L191 194ZM202 196H204L203 194L201 195V197ZM263 196H264V194H263ZM113 197V196H112ZM191 197V199H190V197H188V199L186 198V197H184V199H185V201H189V207L187 206V211L188 210H191V209H189L191 206H194V204L197 202L195 199H193ZM207 197V196H206ZM232 197V196H231ZM244 197H246L247 198V196H244ZM261 198H264V197H261ZM261 198L260 199H258V200H261ZM11 199V200H10ZM192 200L193 199V201H195L194 203H193V201L191 202L190 200ZM210 199V198H209ZM232 199V198H231ZM231 199L229 200V205H232L231 204V202L233 201V199H232V201H231ZM236 199V198H235ZM249 199V198H248ZM36 200V199H35ZM198 200V199H197ZM257 200V199H256ZM257 200V201H258ZM262 200H264V199H262ZM21 201H23V200H21ZM182 201L184 202V200H181V203H182ZM14 202V201H13ZM89 202V201H88ZM87 202V203H88ZM190 202H191V204H190ZM204 202V201H203ZM203 202H201V204L203 203ZM261 202V201H260ZM259 201H258V203L256 202V206H257V204H258V206L260 205V207L262 208V207H264V205H262L261 206V203H260ZM67 203V202H66ZM180 203V202H179ZM184 203H186V202H184ZM183 203V204H184ZM227 203H228V199H227ZM233 203V202H232ZM235 203V205H236V202H234ZM243 203V202H242ZM15 204V205H14ZM24 204V203H23ZM33 204V203H32ZM186 204H188V202L186 203ZM186 204H184L185 206H186ZM197 204H199L200 205V202H198V203H196V205ZM14 205V206H13ZM38 205V204H37ZM65 205V204H64ZM179 205H181V204H179ZM235 205H233V207H231V210H230V213L231 214H233L232 212H234V210H235V208L236 207H234ZM254 205H255V203H254ZM252 206V205H251ZM39 207V206H38ZM184 207V206H183ZM240 207H242V206H239V208ZM249 206L247 205L245 208H248ZM254 207V206H253ZM260 207L258 208V209H260ZM239 208H238V210H239ZM22 209H24L23 208V205H21V209H19V210H21V212H26L27 213V210H26V208L22 211ZM193 209V208H192ZM253 209V208H252ZM60 210V209H59ZM175 210V211H174ZM194 210V209H193ZM192 210V211H193ZM198 210V209H197ZM216 210H218V211H220L221 210V208H220V205L218 206V208L216 209ZM263 210H264V208H263ZM183 211H181V213H185V212H183ZM205 212H206V210H204ZM204 211H203V214H204ZM227 211H228V209H227ZM237 211V210H236ZM253 211V210H252ZM255 211H257V209H255ZM34 212V211H33ZM172 212V213H173ZM238 212V211H237ZM254 212V211H253ZM39 213V212H38ZM37 213V215L38 216H40L39 214ZM176 213V215L178 216V214ZM189 213V212H188ZM188 213L186 212L185 214H187L188 215ZM224 213H227L226 212V210H222V214H224ZM229 213V214H230ZM264 213V212H263ZM41 214V213H40ZM43 214H42V216H43ZM180 214V213H179ZM195 213H194V211H193V215H194ZM202 214V213H201ZM242 214V213H241ZM258 214V213H257ZM260 214H261V212H260ZM259 214V217L261 216ZM36 215V214H35ZM53 215V214H52ZM51 215V216H52ZM59 215V214H58ZM173 215V214H172ZM173 215V217L175 218V216ZM184 215V214H183ZM200 215V214H199ZM227 216H228V214H226ZM238 215V214H237ZM41 216V217H42ZM61 216V215H60ZM96 216H97V214L94 212V210H88L86 213H85V215L83 216V218H82V221L79 223V224H77L76 226H75V229H76V231L77 232H79V235H82V234H84V233H91V232H94L96 229H97V224H96ZM180 216V215H179ZM202 216H204L205 217V214L204 215H201V216H199V217H202ZM209 216V215H208ZM221 217H224V216H222V215H220ZM247 216V215H246ZM263 216V215H262ZM261 216V217H262ZM44 217V216H43ZM74 217V216H73ZM183 217H185V216H183ZM229 217V216H228ZM231 217V216H230ZM259 217L256 219V220H258L259 219ZM181 218V217H180ZM216 218V217H215ZM220 218V217H219ZM232 218V217H231ZM256 218V217H255ZM254 218V219H255ZM49 219H50V217H49ZM59 219V218H58ZM58 219L56 218L55 219V221H58ZM175 219H177V218H175ZM174 219V221H176ZM224 219V218H223ZM228 218H226V220H227ZM240 219V218H239ZM178 220V219H177ZM182 220V219H181ZM181 220H179V221H181ZM197 220V219H196ZM212 219L210 218V221H211ZM216 220V219H215ZM217 220H218V218H217ZM225 219H224V222L226 221ZM229 220H230V218H229ZM253 220V219H252ZM172 222H174L173 221V219L171 220ZM170 221V222H171ZM208 221V220H207ZM206 221V222H207ZM214 221V220H213ZM220 221V220H219ZM231 221V220H230ZM261 221V220H260ZM262 221H263V219H262ZM36 222V221H35ZM49 222V221H48ZM60 222V221H59ZM62 222V221H61ZM216 222V221H215ZM221 222V221H220ZM264 222V221H263ZM32 223H34V222H32ZM51 223H52V221H51ZM179 223V222H178ZM219 222H217L216 224H218ZM226 223H230V222H226ZM233 223V222H232ZM234 223H235V221H234ZM237 223H238V221H237ZM253 223H256V222H254L253 221ZM253 223H252V225H253ZM176 224V223H175ZM188 224V223H187ZM220 225H222L221 226V228L224 226L223 224H221V223H219ZM218 224V225H219ZM156 225H158L157 226V228H156ZM218 225H212V227L211 228H213V226H214V228H215V226L217 227ZM219 225V226H220ZM228 225V224H227ZM230 225H232V224H230ZM229 225V226H230ZM256 225V224H255ZM37 226V225H36ZM173 226H176V225H173ZM257 226V225H256ZM262 226V225H261ZM177 227V226H176ZM230 227H232V226H230ZM175 228V227H174ZM205 228V227H204ZM203 227H202V229L203 230H205L206 228L208 229V228H210V227H206L205 229H204ZM211 228H210V230H211ZM220 227H218V229H219ZM229 228V227H228ZM261 228V227H260ZM184 229V228H183ZM217 229V231H220V230H218ZM229 229H231V228H229ZM229 229H227L228 230V232H230L229 231ZM233 229V228H232ZM67 231H63V235H62V238H63V236H65L66 235V233L68 232V229H66ZM137 230V228H135L133 231H131L129 234H123V237H122V242H125V241H127L128 239H129V241L131 242V239L132 238H134V237H136L138 234H139V232L138 231H136ZM177 230H179L178 228H177ZM180 230H182V229H180ZM199 230V229H198ZM214 230V229H213ZM212 230V231H213ZM215 230H216V228H215ZM215 230H214V232H215ZM226 230V231H227ZM258 230H259V228H258ZM5 231H7V233H9L8 235L5 233ZM185 231V233H183ZM182 233H183V235L184 234H186V231L187 230H184ZM215 232V236H213L215 239H217L216 238V234H220L221 235V232ZM224 232V233H228V232ZM250 231H252V230H250ZM35 232H37L36 233V236L34 237V233ZM64 232H66V233H64ZM181 232V231H180ZM207 232V231H206ZM205 232V233H206ZM208 232H210V231H208ZM235 232H236V229H235ZM258 232V231H257ZM194 233V232H193ZM210 233H212V232H210ZM209 233V234H210ZM223 233V232H222ZM249 233V232H248ZM260 233H262V232H260ZM38 234V235H37ZM187 234H188V231H187ZM194 234H196V232L194 233ZM208 234V233H207ZM208 234V236H206V237H209L210 235ZM229 234V233H228ZM227 234V235H228ZM237 234V233H236ZM245 234V233H244ZM255 234V233H254ZM263 234V233H262ZM61 235H60V237H61ZM67 235H68V233H67ZM67 235H66V237L65 238H67ZM126 235V236H125ZM182 235V236H183ZM189 235V234H188ZM204 235V234H203ZM202 235V236H203ZM213 235V234H212ZM223 235H226V234H223ZM257 235H258V233H257ZM260 235V234H259ZM32 236V237H31ZM229 236V235H228ZM227 236V237H228ZM263 236H264V234H263ZM129 237V238H128ZM189 237H191V236H189ZM204 237V236H203ZM202 237V238H203ZM213 237L211 236V238L213 239ZM218 237V236H217ZM223 237H226V236H222L221 235V239H223ZM257 237V236H256ZM173 238H175V237H173ZM181 239H182V237H180ZM183 238H185V237H183ZM194 238L196 239V237H195V235H194ZM193 238V239H194ZM205 238V237H204ZM237 238V237H236ZM247 237H245V239H246ZM249 238H250V236H249ZM259 238H261V237H259ZM186 239V238H185ZM189 239V238H188ZM207 241H209L210 239H207V238H205ZM215 239H213V240H211L213 243H214V240ZM226 239V238H225ZM225 239H223V242L225 241L226 242V240ZM231 239V238H230ZM189 240H191L192 241V237L189 239ZM197 240V239H196ZM202 240H204V239H202ZM229 240V239H228ZM227 240V241H228ZM242 240V239H241ZM249 240V239H248ZM253 240H254V238H253ZM262 240V239H261ZM153 241V240H152ZM154 241L152 242V244L154 243ZM180 241V240H179ZM182 241V240H181ZM194 241V240H193ZM216 241V240H215ZM219 241V240H218ZM237 241V240H236ZM264 241V240H263ZM262 241V242H263ZM211 242V243H212ZM220 242H222V240L221 241H219L218 243H220ZM243 242V241H242ZM251 242H252V240H251ZM261 242V241H260ZM151 243V242H150ZM149 243V244H150ZM180 243H182V242H180ZM187 243V242H186ZM189 243V242H188ZM192 243H194V242H192ZM197 243V242H196ZM208 243V242H207ZM217 243V244H218ZM228 243V242H227ZM254 243V241L252 242V244ZM54 244H56V245H54ZM189 244H191V243H189ZM195 244V243H194ZM194 244H192V245H194ZM210 244V243H209ZM224 244V243H223ZM251 244V245H252ZM160 245H158L159 247H160ZM175 245V244H174ZM182 245H183V243H182ZM188 244H186L185 246H183L184 248L183 249H181V250H183V252H189L190 250H188L187 251V249H186V246H187ZM191 245V246H192ZM199 245H200V243H199ZM208 245V244H207ZM231 245H232V243H231ZM242 245H244V244H242ZM241 245V246H242ZM255 246H256V243L254 244ZM152 246V245H151ZM170 246V247H171ZM190 246V247H191ZM227 246V245H226ZM230 246V245H229ZM234 246H235V244H234ZM239 246H240V244H239ZM238 247V248H240V250H243L244 248H242V247ZM246 246V245H245ZM255 246H254V249H255ZM259 246H261L260 244H259ZM258 246V247H259ZM153 247V246H152ZM189 247V245H188V247L187 248H190ZM205 247H207V246H205ZM217 247V246H216ZM222 247V246H221ZM251 247H253V246H251ZM257 246H256V249L258 248ZM261 247H264V245L263 246H261ZM146 248H148V246L146 247ZM172 248H174V246L172 247ZM176 248V247H175ZM180 248H182V247H179L178 249L180 250ZM213 248V247H212ZM215 248V247H214ZM226 248V247H225ZM231 248H233L232 246H231ZM260 248V247H259ZM177 249V248H176ZM177 249V250H178ZM186 249V251H184ZM191 250H192V248H190ZM222 249V248H221ZM250 249V248H249ZM260 249H262V248H260ZM44 250V249H43ZM134 250H136V249H134ZM145 250H147V249H145ZM174 250V249H173ZM233 250V249H232ZM234 250H235V248H234ZM133 251V250H132ZM226 251H228V250H226ZM243 251H246V250H243ZM242 251V252H243ZM250 251V250H249ZM256 251V250H255ZM260 252H261V250H259ZM57 252V251H56ZM174 252H177V251H174ZM195 253V251H190V253ZM230 252V251H229ZM234 252V251H233ZM232 252V253H233ZM236 252H239V250L238 251H236ZM241 252V253H242ZM251 252V254H253V250L252 251H250ZM258 252V251H257ZM222 253V252H221ZM246 253V252H245ZM261 253H263L264 254V252H261ZM64 254H66V253H64ZM175 254L176 253H174V258L176 257L175 256ZM183 254V256H184V253H182ZM182 254H179V256L181 255L182 256ZM223 254V253H222ZM238 255H240V252L239 253H237ZM244 254V253H243ZM250 253H248V255H249ZM256 254V253H255ZM254 254V256L255 257H257V259H258V256H256ZM260 254V253H259ZM263 254H261V256L263 257ZM56 255V254H55ZM54 255V259H55V261H57V258L59 257V255H58V257L57 256H55ZM146 255V254H145ZM186 255H188V254H186ZM229 255H230V253H229ZM246 255H247V253H246ZM258 255V254H257ZM178 256V255H177ZM180 256V257H181ZM189 256V255H188ZM191 256V255H190ZM216 256H218V255H216ZM215 256V257H216ZM222 256V255H221ZM225 256V255H224ZM231 256V255H230ZM240 256H242V255H240ZM254 256H253V258H254ZM260 256V255H259ZM65 257V256H64ZM63 256H62V258H64ZM140 257V256H139ZM214 257V258H215ZM141 258V257H140ZM153 257H151V258H149V259H152ZM177 258V257H176ZM182 258V257H181ZM188 258H190V257H188ZM218 258V257H217ZM231 258V257H230ZM234 258V257H233ZM236 258V260H235V262L237 263H239V261H237V260H239V259H237V257H235ZM234 258V259H235ZM246 257L244 256V258H242L243 260H241V262H242V264H247V263H250V262H247V261H245L244 259H245ZM250 258H252L251 256H250ZM252 258V259H253ZM65 259H66V257H65ZM143 259V258H142ZM142 259H139L138 257H137V253L136 254H134V253H129V254H125L124 253V251H122L121 253H120V258H119V263L118 264H128V263H132V264H138L139 262H141L142 263ZM147 257H146V262H147ZM234 259H232L233 261H234ZM255 260H257L256 258H254ZM259 259H260V257H259ZM64 260V259H63ZM74 260V259H73ZM138 260V261H137ZM145 260H144V262H145ZM186 260H187V258H186ZM189 260V259H188ZM210 260V259H209ZM215 260V259H214ZM229 260H231V259H229ZM229 260H227L226 262H228L229 263ZM231 260V261H232ZM246 260H250V259H247L246 258ZM231 261H230V263H231ZM232 261V262H233ZM243 261H245V262H243ZM251 261V260H250ZM260 261V260H259ZM264 261V260H263ZM62 262V261H61ZM65 262H67V261H65L64 260V262H63V264L65 263ZM108 262H110V261H108ZM138 262V263H137ZM207 262H208V259H207ZM206 262V263H207ZM226 262H224V263H226ZM258 262V261H257ZM256 262V263H257ZM92 263V262H91ZM107 263V262H106ZM141 263H139V264H141ZM224 263H221V264H224ZM228 263H226V264H228ZM229 263V264H230ZM234 263V262H233ZM232 263V264H233ZM236 263H234V264H236ZM237 263V264H238ZM260 263V262H259ZM263 262H261V264H262ZM65 264H68V263H65ZM143 264H145V263H143ZM208 264V263H207ZM210 264H211V262H210ZM217 264V263H216ZM251 264H252V262H251ZM254 264V263H253Z\"/></svg>",
	"mask_w": 264,
	"mask_h": 264
}]
</instances>
